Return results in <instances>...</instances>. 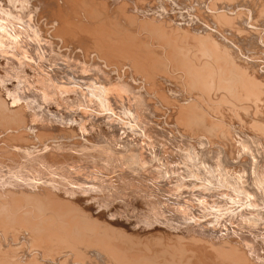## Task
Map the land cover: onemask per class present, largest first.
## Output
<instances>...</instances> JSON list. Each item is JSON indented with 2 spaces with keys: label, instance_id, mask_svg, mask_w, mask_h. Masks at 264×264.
<instances>
[{
  "label": "rangeland",
  "instance_id": "1",
  "mask_svg": "<svg viewBox=\"0 0 264 264\" xmlns=\"http://www.w3.org/2000/svg\"><path fill=\"white\" fill-rule=\"evenodd\" d=\"M20 1V0H19ZM33 0H21L20 1V3H17V5H19V7H26L27 5H30V4H32L33 2H32ZM119 1H123V2H126V3H128V6H129V4H130V6L128 7L126 4V7L129 9V12H131L132 14L134 13L136 16H137V14L139 15V19H141V20H143L144 21V19H146V18H148V20H149V22H151L152 21V19L154 20V22L152 23L153 25L154 24H158V23H162L161 21H163L164 20V18H165V21L166 22H163V24L165 23V27L167 26V24L169 23V25H171V26H167L165 29H167L168 28V31L170 32L171 31V34H173L174 33V31H175V29H177L176 28V26L179 28H181L182 30H183V34L185 35V33H184V29H186V28H189L190 29V31H192V33H194L195 32V34H194V37H193V35L192 34H189V33H187L188 35H186V36H189V35H191L190 37H188L187 39H194L195 40V44H194V40H192L191 42L189 41L188 42V40L186 39V41L188 42V44L186 43V41H185V39H183L184 41H183V43L181 42L182 40H181V38L180 37H183L182 35V31L181 30H179V29H177V31L179 30V31H181V32H179L180 34V36H178V34H175L176 36H178V41H180L182 44H185V46L187 45L188 47L190 46V47H192V44H193V46L194 47H196L197 49L195 50L194 48H190L189 47V49L192 51V49H194L192 52H190L189 50H188V47L187 48H185V49H187L188 51H189V53L190 54H187V55H190L188 58H190V60L191 61H193V63H195V59L197 58V60H198V57L200 58L201 57V55L202 54H204V55H202L203 57L204 56H206L207 54H209V56H207L208 58H206V57H204V58H202L203 60V62H204V60L206 59V61L208 62H211L212 64L214 63V61H213V59L211 58L212 56L210 55V53L209 52H207V50L205 51V49L203 50L202 49V47H199V45H201V46H203L204 45V43H206L205 41L203 42V43H201L200 41H198L197 39H198V37L199 36H195L196 35V33H198L197 35H200V34H203L202 36H200V40H201V37L202 38H204L203 40H207V39H209V43H211V41L213 42V43H215V45L217 46V48L218 49H215L218 53H219V51H222V50H225V51H223V53H225L226 52V50L227 51H229V53H231L230 55L228 54V52L227 53H225L226 54V57H227V54H228V56L230 57H232V58H235L234 60H235V62L241 67V68H246V69H248L249 68V70H247L248 72H250L249 74L251 75L252 74V76H255V78L257 79V80H262V81H259L261 84H263L262 85V87L264 86V0H232L233 2H232V4H225V3H228V1L229 0H214L215 2H213L212 4H213V6H211L210 7V1H213V0H193V1H191V0H149V2H148V0H145L144 2L146 3H144V4H142V1L140 2L139 0H119ZM134 3H133V2ZM136 1H138L137 2V4H136ZM217 1V2H216ZM222 1V2H221ZM224 1V2H223ZM227 1V2H226ZM239 1V2H238ZM244 1V2H243ZM154 2V3H153ZM192 2V3H191ZM132 3V4H131ZM141 3V4H140ZM217 4V7H214V6H216V4ZM136 4V5H135ZM151 4V5H150ZM161 4V5H160ZM192 4V5H191ZM211 4V5H212ZM5 6V8H4V11H8L9 10V7H7V5L6 4H4ZM137 7V8H135V6ZM144 5V6H143ZM199 5V6H198ZM223 5V6H222ZM152 6V7H151ZM161 6H163L162 8H161ZM196 6V7H195ZM41 6H39L38 8H40ZM143 8V10H142V8ZM150 7V8H149ZM168 7V8H167ZM198 7V12L196 11L197 8ZM210 7V8H209ZM216 8L213 12H212V10L214 9V8ZM42 8V7H41ZM163 8L165 9V10H163ZM192 8H193V10H192ZM211 8H213V9H211ZM218 8V9H217ZM260 8V9H259ZM137 9V11H134V10H136ZM140 9V10H139ZM162 9V10H161ZM191 9V10H190ZM196 9V10H195ZM201 11H200V10ZM262 9V10H261ZM39 10V9H38ZM155 10V11H154ZM167 10V11H166ZM204 10V11H203ZM211 10V11H210ZM226 10V11H225ZM230 10V11H229ZM232 10H234V11H232ZM41 11H43V9L41 10L40 9V12ZM145 11H147V12H145ZM148 11H150L149 12V14H148ZM218 11H219V14L221 15V12H225L228 16L230 15V16H232V17H234V19H235V22L233 23V24H231L233 21H234V19L233 18H231L232 20H230V22L229 21H225L226 19H223L225 22H227V23H225V24H228V23H230L229 25H225L224 26V24H222V21H221V17H219L218 16V19H220L219 21L220 22H218L217 21V17H215L216 15H218V14H216V13H218ZM237 11H239V13H237ZM241 11V12H240ZM136 12V13H135ZM138 12V13H137ZM153 12V13H152ZM157 12V13H156ZM200 12H201V15H200ZM212 12V13H211ZM223 12V13H224ZM229 12V13H228ZM231 12V13H230ZM242 12H245V13H242ZM8 13V12H7ZM42 13V12H41ZM161 13V14H160ZM165 13V14H164ZM189 13V14H188ZM195 13H197L198 15H200V16H198V15H195ZM222 13V14H223ZM224 13V14H225ZM194 14V15H193ZM215 14V15H214ZM223 15L224 17L223 18H226L225 16H227V15ZM237 14H239L238 16H240V15H242L241 16V18L242 19H238V18H240V17H238L237 18ZM247 14V15H246ZM0 15H5V16H7L6 14H4V13H2V10L0 11ZM160 15L162 16V17H160ZM214 15V16H213ZM245 15V16H244ZM32 16V15H31ZM30 16V17H31ZM142 16V17H141ZM152 16V17H151ZM153 16H154V18H153ZM175 16V17H174ZM193 16V17H192ZM195 16V17H194ZM204 18H203V17ZM213 16V17H212ZM222 16V15H221ZM29 17V19L31 20V22L33 23V22H37V20H35V18L33 19V18H30ZM42 17L44 18H42L41 20L42 21H45V20H47V16L43 13V15H42ZM168 17V18H167ZM189 17V18H188ZM216 18V20H215V18ZM144 18V19H143ZM192 18V19H191ZM259 18V19H258ZM138 19V17H137V19H136V21H135V23L137 22V24H135L138 28H140V26H139V22L140 21H138L139 20ZM163 19V20H162ZM213 19L215 20V22H213ZM227 19H228V17H227ZM33 20H35V21H33ZM161 20V21H160ZM170 20V21H169ZM206 20V21H205ZM146 21V20H145ZM167 21H168V23H167ZM191 21V22H190ZM219 23V24H216L217 22ZM8 21H4V20H2L1 18H0V49L2 50H0V59H2V61L0 60V92L2 93V95L3 94H5V95H3V97L4 98H6L7 100V102H13V98H14V96H16V95H18V94H22L23 93V91H25L27 94H30L29 95V97L27 96L26 98H19V99H17L15 102H13L14 104H16L17 106H22V108H23V110L22 111H24L23 113L26 115V117H27V119H28V121H27V125H28V127L24 130V132L26 131V132H28V134L29 135H26V138H27V142H31L29 139L31 138V139H33V140H36L37 142H35V141H32V143L34 144V145H32V143H30V144H25L24 146H22V144H21V146L19 145V141H15L16 139L15 138H13V137H15V136H12L11 134L9 135V137L11 136L12 138H11V140L12 141H15V142H9V137L8 136H6V134H4L3 132L2 133H0V139L1 140H3L4 142H5V140L6 139H8V143H10V145H7L8 143L6 142L5 144L3 143V141H1L0 140V143L2 144L1 145V147H3L4 149L5 148H7V149H5V150H3V152H2V149H0V153L3 155V154H6L7 156H5L4 155V157L2 158V159H4V161L1 159L0 160V167H1V169H2V172H1V170H0V179H2V181L0 180V190H1V192H2V190H4V189H6V190H4L5 192L7 191V190H9V188L12 186V183H13V187H11L10 188V191H13L14 193H21L22 191V194L23 193H25L26 195H27V193H29V194H31V195H27V197L25 198L24 197V200H23V205H24V207L23 208H25V207H27L26 205H28V204H30L31 203V201L33 202L34 201V198L35 199H39V197H40V195H41V197L43 198V199H45L46 200V196L48 195L49 196V193L48 192H51V196L50 197H52V193H56L57 195V198H66L65 200L66 201H64V199H57V200H59V201H61V202H66V203H69V201L71 200L72 202H74V203H71V201H70V203H71V205L70 204H68L70 207H74L76 204V206H75V208H74V212H76L77 211V213H79L78 215L81 217V218H83V214L86 216V214H87V218H84V219H86V220H88L89 219V217H90V222L92 223H96L97 222V225H98V223L101 221V223H102V225H101V223L99 224V226H96L95 225V227H97V230H99L100 229V227H102L103 226V229L105 230V229H108L109 228V230L110 231H107V232H109V235H110V232L113 230V228L114 227H112V225L113 226H115V231L117 230V229H122V233L120 232V230H117V234H115L113 231V235H116V237L117 236H119L120 234H122V236L124 237L125 235L127 236V234H128V238L125 236L124 238H122V240H123V242L126 244V242L125 241H127L128 239L130 240L131 238H130V234L132 235V233H133V235L135 236V238H137V236H138V238L140 239H134V238H132L131 240L132 241H135L134 243H136V240H139V244H134L135 245V247H137V246H139V248H135L134 246H133V242L132 241H130L129 242V240L127 241V243H132V247H130V245L129 244H126V245H129V247H127V249H128V251L130 252L131 250H133L134 248L135 249H137V250H139V249H141L142 250V248L145 246V250L143 251H135V252H137V253H135V252H133L132 251V254H134V255H136V254H138V255H141V256H143L144 255V253H145V251H146V253H145V257L143 258V260H141V261H145V259H147L148 260V258H149V260H151V262L154 260L153 258H151L152 257V255L153 254H155L156 252H159V254H161L162 252V255H161V257H163V256H165V257H163V258H161L160 256H158L159 254H157V256L156 255H154L153 257H158V258H155V260L157 259L158 260V263H163L164 264V261H165V264L167 263V264H180V261H181V264H189V263H193V264H196V263H198V264H200V262H201V264L202 263H204V262H206V264H212V262H211V260L213 259L214 260V262L215 263H213V264H220V262L219 261H221V263L222 264H231L230 262H232L229 258H226V256H225V254L222 256V257H224L225 256V258L227 259V260H225L224 258H223V260L221 259V256H220V258H217V259H215L216 258V256H215V249H213L212 250V248L211 249H209V247H212V246H210L211 244L213 245H218V246H215V248L217 247V249H220L221 247L222 248H224V249H226L227 248V250H228V247H229V245H231V246H233V248L235 247V248H238V246L240 247V249L238 248V251L240 252V250H241V252L242 251H244V252H242V253H245V255H247L248 256V258H250L251 260H249L248 258H247V256H246V258L248 259V261H250V262H252V264H264V110H262L263 108H264V95L263 94H261L260 95V98H262L261 99V101H260V98L258 99V100H256V99H246V97L242 94V96H240L239 98H237L236 96H232V94H231V96L233 97V98H231V96H230V91H228L227 89H224V90H227V91H225V94H224V90H220V92H222L223 93V95L225 96H223L224 98H221L220 97V95H216V91H214V90H217V88H216V86L215 87H213L214 88V90H212V92L210 93L209 91V96H210V98H211V101H209L208 99H207V97H202L203 99V102L205 101V105L207 104L208 106H210V107H208L207 105H206V107H208V111H207V108L205 107V105H204V103L202 102V100H201V102H202V104L204 105H202V108H203V111H204V109H205V114H208L209 113V116H211V117H207L206 119H205V117H204V119H205V121L207 122V119L208 118H210L211 119V121L213 120V119H217V121L216 122H213V123H217L218 121V124L219 125H215L214 124V126H216V127H214L213 128V125L211 126V124H209V128H212V129H215V130H217L219 127L218 126H220V128H221V132H220V128L218 129V131L216 132V131H213L212 129V133L210 132V130L208 129L207 130V128L206 127H208L207 125H208V122H209V119H208V122L207 123H205L204 121H202L203 120V118H201L200 119V122H204V124H202L203 125V127H204V129H203V127H202V125L200 124V123H197L196 121H193V123L191 122H189L190 124H193V125H191V127H192V129H189V130H187L188 129V127L190 128V124H189V126H188V124L186 123V122H181L183 125V127L182 126H180V125H178L177 126V124L176 123H174V117L172 116V111H171V107L169 106V105H172V104H170V100H174V101H176V100H178L182 95H187V91L189 92H191L192 90H194V92L195 91H197L198 90V88H197V90L196 89H194V88H192V90H190L191 88H188V86H187V84L185 85V86H187L186 88L184 87V86H182L181 88L178 86L181 82H182V80H183V82L184 81H186V75H184L185 74V72H183L182 73V71H183V69H180V70H182V71H179V69L177 70L176 68H178L177 66H176V68H174L175 67V65L174 66H172V65H168V72H169V70L171 71L172 70V68H170L171 66L174 68V71H176L177 70V73L176 72H174L173 70H172V74H170L171 76H172V80H170L171 81V83L170 84H168V82H166V83H163V84H165V85H162V88L164 87V91L163 92H166V93H164V94H166L167 96L165 97V98H163L162 96V98L161 99H157L158 98V96L156 97V95H155V93L154 94H152V95H149V93L146 91V83L144 82V80L142 79V77H141V75H143V73L142 72H137V73H135V75H134V73H133V71H127L126 73H128V74H126L127 75V77H128V79L130 80V82H131V84L130 83H127V82H122V81H120V82H118L117 83V81H115V80H113V82L110 84L111 86L109 87V85L107 86H103V87H105V88H102V86H100V88H99V84H98V82H99V79H101V78H98V77H96L95 76V78L92 80V79H83L81 82H83V83H81L80 85H70L71 86V88H70V86H66L65 84H61V86H62V90H65V92L64 93H62V97H64V95H66L67 96V94L70 96H67L68 98H70V102H68L67 103V105L65 106V104H66V101H63L64 99H62V100H60L61 98L60 97H55V95L53 94V92L51 91L52 90V88H53V86H50V85H52V84H48L49 83V81H47V80H42L41 81V79L40 78H38V77H40V73H39V70H42L43 72L42 73H44V71L46 72V73H44L45 75L47 74V73H51L52 72V68L54 67V65L55 66H58L57 64H56V62L59 60V62H62V61H64V58H65V56L66 57H68V55H64L63 53H59L58 51L56 52V53H52V52H48V51H46V50H43L44 52H40V53H37V51H35V50H33V43L36 41V36H35V30L32 28V27H28V28H30L31 29V31L32 32H30L29 34H27L28 33V30H25L24 28H26V26H25V24H23L21 21H19V20H17V19H15L14 20V24H12V23H7ZM170 22H172V24L170 23ZM186 22H187V24H186ZM206 22V23H205ZM207 22H208V24H207ZM259 22V23H258ZM224 23V22H223ZM238 24V26L239 27H237V29H236V27L235 26H233L234 24ZM6 24V25H5ZM151 23H149L147 26H149ZM190 24V25H189ZM204 24V25H203ZM206 24H207V26H206ZM235 24V25H236ZM250 24H252V25H250ZM5 25V26H4ZM12 25V26H11ZM134 25V26H135ZM221 26V28H219V26ZM23 26H25V27H23ZM190 26V27H189ZM230 26H232V28L235 30H233V29H231V27ZM6 29H5V28ZM10 27V28H9ZM172 27V28H171ZM175 27V28H174ZM217 27V28H216ZM224 27V28H223ZM241 27V28H240ZM243 27V28H242ZM19 28V29H18ZM27 28V29H28ZM137 28V30H136V32L138 33V31H139V29ZM147 28H150V27H147ZM213 28V29H212ZM220 29V30H217V29ZM240 28V29H239ZM13 29V30H12ZM242 29V30H241ZM20 30H22L20 33H19V31ZM223 30V31H222ZM233 30V31H232ZM239 30V31H238ZM142 31H144V29H141L140 30V36L142 35V34H144V36H145V34H147L148 32H150L151 30H148V29H145V31L144 32H142ZM177 31H175V32H177ZM186 31V30H185ZM187 31H189L188 29H187ZM236 31H238L237 32V34H236ZM241 31V32H240ZM252 31V32H251ZM254 31V32H253ZM23 32V33H22ZM146 32V33H145ZM173 32V33H172ZM212 32V33H211ZM219 32V33H218ZM227 32H229V33H227ZM248 32V33H247ZM4 33V34H3ZM7 33V34H6ZM14 33H16V35H18V37L17 36H15V34ZM25 33V34H24ZM33 33V34H32ZM151 34L153 33V31H151L150 32ZM178 33V32H177ZM191 33V32H190ZM200 33V34H199ZM242 33V34H241ZM6 34V35H5ZM11 34V35H10ZM24 34V35H23ZM149 35V34H147L148 36H152L154 39H157L156 37H158L159 38V36L157 35L156 36V34H152V35ZM209 34H211V35H209ZM221 34V35H220ZM8 35V36H7ZM146 35V36H147ZM154 35L156 36V37H154ZM175 35H173V36H175ZM208 35L210 36V38L208 37ZM260 35V36H259ZM24 36H25V38H24ZM143 36V35H142ZM141 36V37H142ZM175 36V37H176ZM208 37V38H206V37ZM226 36V37H225ZM152 37H146L147 38V40H151V43H156L157 41H158V39H157V41L156 40H154V42H153V40H152ZM185 37V36H184ZM196 37V38H195ZM211 37H213V39L212 40H210L211 39ZM21 38H22V40H21ZM142 38H145V37H142ZM145 38V39H146ZM177 38V37H176ZM186 38V37H185ZM20 41H19V40ZM227 39V40H226ZM262 39V40H261ZM198 42H197V41ZM202 40V41H203ZM2 41V42H1ZM156 41V42H155ZM10 42V43H9ZM12 42V43H11ZM13 42H14V44H13ZM30 43L29 44V46H28V48L27 49H25V50H21L20 52H21V55H18L19 56V59H18V56L17 55H15V53H14V51L16 50L15 49V44H17V46L19 47L20 46V43ZM185 42V43H184ZM193 42V43H192ZM200 42V44H198ZM207 42H208V40H207ZM25 43V44H26ZM191 43V44H190ZM197 43V44H196ZM212 43V44H213ZM157 44V43H156ZM155 44V45H156ZM190 44V45H189ZM203 44V45H202ZM32 47H31V46ZM195 45H197V46H195ZM222 45V46H221ZM235 45V46H234ZM13 46H15V47H13ZM213 46H214V44H213ZM226 46V47H225ZM6 47V48H5ZM156 47H157V45H156ZM204 47V46H203ZM215 47V46H214ZM224 47V48H223ZM232 49H231V48ZM5 48V49H4ZM13 48V49H12ZM164 48H165V46H164ZM199 48V49H198ZM239 48V49H238ZM6 49H8V50H6ZM15 49V50H14ZM31 49V50H30ZM166 49V48H165ZM201 49V50H200ZM221 49V50H220ZM4 50V51H3ZM157 50H159V49H157ZM198 50H200V53L202 52V51H205L206 53H199V51ZM219 50V51H218ZM232 50V51H231ZM241 50V51H240ZM7 51H9V52H7ZM31 51V53H29ZM160 51H161V49H160ZM159 51V52H160ZM198 51V54L196 53ZM3 52H5V53H3ZM12 52V53H11ZM193 52H195L196 54H197V56H196V54H195V56H196V58H194V60H193V57H191V56H193L191 53H193ZM8 53V54H7ZM25 53V54H24ZM30 54V55H28V54ZM47 53V54H46ZM185 53H187L186 51H185ZM185 53H184V55H185ZM221 53V52H220ZM219 53V54H220ZM2 54H4V56H5V58H6V60L7 61H13V62H15L16 60H17V65H21V64H23V66H25V65H28V64H26V63H29V65L30 66H32V65H35V66H32V67H30L31 69L33 68V70H32V72H36V71H38V72H34L33 74L34 75H32L31 73L32 72H30V69L29 68H25V72H26V74L27 73H29L28 75H26L25 76V81H23V82H21V83H19L18 82V79H16L17 78V76L15 75V74H13V72H11L10 71V69L8 68L9 66L8 65H5V62H7V61H5V59H3L4 58V56L2 55ZM61 54H63V55H61ZM206 54V55H205ZM6 55L9 57H6ZM13 55V56H12ZM34 55V56H33ZM38 55V56H37ZM40 55V56H39ZM53 55V56H52ZM59 55H61V56H59ZM220 55H222V54H220ZM234 57H233V56ZM243 55V56H242ZM252 55V56H251ZM44 56V57H43ZM64 56V57H63ZM194 56V57H195ZM261 56V57H260ZM3 57V58H2ZM12 57V58H11ZM21 57V58H20ZM39 57V58H38ZM63 57V58H62ZM185 57V56H184ZM237 57V58H236ZM244 57H247V58H244ZM249 57V58H248ZM51 59V61H50V59ZM58 58V59H57ZM253 58V59H252ZM255 58V59H254ZM25 59H26V61H25ZM37 61H36V60ZM57 59V60H56ZM208 59V60H207ZM211 59H212V61H211ZM246 59H250L249 61L248 60H246ZM253 61H252V60ZM259 59V60H258ZM65 60H66V62L64 61V65H63V62H62V67H64V66H69V62H73V64L72 63H70V66L71 67H74L75 68V70H79V72L78 73H80V74H84V76H87V75H89L90 74V76L92 75V74H94V73H96L94 70H92L91 69V67H90V69L91 70H89L87 67V69L85 68V67H82L84 64L82 63V62H84V59H82V58H80V59H75V61H77L78 63H75V61L73 60V58H71L70 56H69V58H65ZM70 60V61H69ZM73 60V61H72ZM78 60H80V61H78ZM197 60H196V64H198V63H200L201 61H199V62H197ZM200 60H201V58H200ZM244 60V61H243ZM9 61V62H10ZM28 61V62H27ZM49 61V62H48ZM55 61V62H54ZM245 61H247V62H245ZM22 62V63H21ZM45 62V63H44ZM203 62H201V63H203ZM208 62V63H209ZM39 63H40V65H43L42 67H44V69L43 68H40L39 67ZM51 63V64H50ZM79 63H81V64H83L81 67H82V69L80 70V64ZM210 63V64H211ZM247 63V64H246ZM12 64V62L10 63V65ZM13 64H15V63H13ZM15 64V65H16ZM46 65V67H45V65ZM78 64V65H77ZM2 65V66H1ZM3 65H5L7 68H6V70H5V68H3ZM48 65V66H47ZM251 65V66H250ZM50 66L52 67V68H50ZM79 66V67H78ZM84 66H86V65H84ZM170 66V67H169ZM247 66H249V67H247ZM39 69H38V68ZM253 67V68H252ZM1 68H3L5 71H3V69H1ZM11 68V67H10ZM35 68H36V70H35ZM83 68H85V70H83ZM93 68V67H92ZM8 69V70H7ZM48 70H49V72H48ZM89 71V73H88V71ZM254 71V72H252V71ZM258 72V74L256 73V71ZM262 70V71H261ZM10 71V72H9ZM80 71H82V73L80 72ZM87 73H86V72ZM167 71V70H166ZM85 72V73H84ZM122 72L124 73V71L122 70ZM167 72V73H168ZM178 72H181V74H183V76H185V78L183 77V79H182V75L181 74H179V75H181L180 77V79H182L181 81H179V79H178V77H179V75H178ZM3 73V74H2ZM37 73H39L38 75H37V78H36V74ZM120 73H121V71H120ZM4 74H6V75H4ZM7 74H9V75H7ZM11 74V75H10ZM86 74V75H85ZM174 74V75H173ZM175 74H177V76L178 77H176V75ZM253 74H255V75H253ZM12 75H14V76H12ZM30 75H32V76H35V77H30ZM103 76H104V78H106V76H108V77H112L111 75L109 76V75H106V73L105 74H102ZM134 75V76H133ZM169 75V76H170ZM7 76H9V77H7ZM29 76V77H28ZM93 76V75H92ZM132 76V77H131ZM170 76V77H171ZM173 76H175V78H173ZM8 78V79H6V78ZM27 77V78H26ZM217 77V76H216ZM37 80H36V79ZM45 78V77H44ZM46 78H48V76L46 75ZM98 78V79H97ZM134 79V82H133V79ZM4 79H5V81H4ZM12 79V80H11ZM28 79H30V80H28ZM171 79V78H170ZM176 80V82L177 83H179L178 85L175 83V80ZM7 80V81H6ZM15 80V81H14ZM33 80H36L37 81V83H36V81H34L33 82ZM38 80H40V84L41 85H38ZM63 81H65V80H67V79H62ZM92 80V81H91ZM96 80V81H95ZM142 80V81H141ZM174 80V81H173ZM10 81H12V82H10ZM62 81V82H63ZM102 81V79L100 80V82ZM16 82H18V83H16ZM42 82H43V86H42ZM47 82V83H46ZM86 82H87V84H86ZM94 82H96V83H94ZM99 82V83H100ZM102 82H104V81H102ZM143 82V83H142ZM182 82V83H183ZM6 83H7V85H6ZM12 83V85H10V84ZM27 84L26 86L24 85V84ZM34 83V84H33ZM44 83H45V85H46V87H45V85H44ZM94 83V84H93ZM113 83H114V85H113ZM117 83V84H116ZM138 83V84H137ZM140 83H141V86H140ZM181 83V84H182ZM186 82H184V84H185ZM15 84V85H14ZM85 84V85H84ZM118 84H120L121 85V87H120V89L122 88V86H123V89L121 90L123 93H124V91H125V95H127L128 96V93L129 92H131L132 94L130 95V98L129 97H127V96H124L123 95V93L122 94H120V96H119V94L117 95V93L118 92H120L119 91V89H117L118 87L117 86H119ZM126 84H129V86L128 85H126ZM181 84H180V86H181ZM5 86V90L3 89V87ZM15 86V87H13V88H15L16 89V91H14L13 89H11V87L12 86ZM19 85V86H18ZM22 85V86H21ZM30 85V86H29ZM33 85H34V88H33ZM90 85V86H89ZM98 86V87H94V86ZM116 85V87H114ZM144 85H145V87H144ZM1 86H3V87H1ZM9 86V87H8ZM35 86H36V88H35ZM37 86H39V87H37ZM40 86H41V88H43V89H41L40 88ZM93 86V87H92ZM125 86V87H124ZM131 86H132V89H133V91H130V88H131ZM156 86L157 87H159L157 84H156ZM7 87V88H6ZM79 87V88H78ZM113 89H112V88ZM128 87H130V88H128ZM140 87V88H139ZM10 88V89H9ZM18 88V89H17ZM22 88V89H21ZM30 88V89H29ZM37 88L38 89H40L41 90V92H40V90H37ZM70 88V89H69ZM83 88V89H82ZM92 88V89H91ZM95 88V89H94ZM99 88V89H98ZM104 90H102V89ZM107 88V89H106ZM115 88H116V90H115ZM137 88H138V92L139 93H142L143 95H145V102L144 101H141L142 102V104H141V102L140 101H138V102H136L135 100H137V97L135 96V94L137 93ZM160 88V87H159ZM183 88V89H182ZM226 88V87H225ZM264 88V87H263ZM3 89V90H2ZM6 89H7V91H6ZM25 89V90H24ZM32 89V90H31ZM36 89V90H35ZM48 90V92L46 91V90ZM59 89V88H58ZM74 90V92H71V91H73ZM75 89H77V90H75ZM81 89V90H80ZM136 89V90H135ZM10 90V91H9ZM31 90V91H30ZM69 90H71L70 92H68ZM79 90V91H78ZM3 91H5L6 93H4ZM11 91H13L14 93H12ZM47 92V93H45V92ZM49 91H51V92H49ZM60 91V90H59ZM67 91V92H66ZM77 91V92H76ZM89 91V92H88ZM112 91H113V93H112ZM129 91V92H128ZM136 91V92H135ZM30 92V93H29ZM38 92V93H37ZM43 92V93H42ZM81 92V93H80ZM114 92H116V93H114ZM135 92V93H134ZM193 92V91H192ZM229 92V93H228ZM42 94V96H41V94ZM48 93H50V94H48ZM76 93V94H75ZM84 93V94H83ZM98 93L100 94V95H103V97H99V95H98ZM134 93V94H133ZM138 93V100H140V94ZM264 93V92H263ZM97 94V95H96ZM114 94V95H113ZM130 94V93H129ZM163 94V95H164ZM168 94H169V96H170V98L171 99H169V96H168ZM227 94V95H226ZM83 95V96H82ZM95 95V96H94ZM132 95H134L135 96V99H134V97L132 96ZM137 95V94H136ZM184 95V96H185ZM214 95H216L215 97H214ZM45 96V97H44ZM76 97V99L75 98H73V97ZM97 96V97H96ZM106 97V99H103V98H105ZM114 96H116V97H114ZM123 96V98L121 99L120 97H122ZM131 96L133 97V99H132V101H129V103H128V101L127 100H131ZM165 96V95H164ZM227 96V97H226ZM244 96V97H243ZM39 97V98H38ZM47 97H49V98H47ZM51 97V98H50ZM118 97H119V99H118ZM126 97V98H125ZM220 97V98H219ZM243 97V99H241ZM58 98V99H57ZM60 98V99H59ZM73 98V99H72ZM108 98H110V99H108ZM113 98L114 99H116V100H114V101H112L113 100ZM154 100V101H152V99ZM160 98V97H159ZM169 100H168V99ZM175 98H176V100H175ZM206 98V99H205ZM216 98V99H215ZM227 98V99H226ZM234 98L235 99H238V103L236 102V101H234ZM46 101H45V100ZM48 99V100H47ZM58 100L57 102L60 104V105H63V106H65L66 108H64L63 106H60L56 101H54L53 102V100ZM120 99H121V101H120ZM126 99V100H125ZM143 99V98H142ZM141 99V100H142ZM149 99V100H148ZM162 99L163 100H166L167 102V106L164 104L165 102L163 101L162 102ZM232 99V100H231ZM100 100V101H99ZM119 100V101H118ZM126 101V103L127 104H125L124 105V101ZM161 100V101H160ZM214 100V101H213ZM221 100L223 101V103L221 102ZM226 100H228V101H225ZM240 100H246V102L244 103V101H241V103L243 104V106L244 107H246V105H247V107L246 108H244L242 105H237V104H241L239 101ZM250 100H253V101H259L258 102V104L256 103V102H250ZM263 100V101H262ZM52 101V102H51ZM59 101H61V103L59 102ZM81 101V103L79 104L78 102H80ZM89 101V102H88ZM116 101V102H115ZM123 101V103H121ZM152 101V102H151ZM173 101V102H174ZM232 101V103H230ZM21 102L23 103V105L21 104ZM28 102V103H27ZM51 102V103H50ZM65 102V103H64ZM76 102V103H75ZM110 102H113V103H110ZM115 102V103H114ZM120 102V104H122V106L120 105V107H122V108H120L119 107V105H118V103ZM132 102V105H129L130 103ZM140 103L139 105H141L140 107H139V105L137 104V107H134V106H136V105H134V103ZM144 102V103H143ZM147 102V103H146ZM172 101H171V103H173ZM212 102H213V104H212ZM217 102V103H216ZM234 102V103H233ZM249 102V103H248ZM19 103V104H18ZM73 103H74V105H73ZM146 103V104H145ZM163 103V104H162ZM209 103V104H208ZM212 105H211V104ZM50 104H51V106L52 107H50ZM53 104V105H52ZM91 104V105H90ZM105 104V105H104ZM115 104V105H114ZM175 104V102L173 103V105ZM215 104H217V105H215ZM222 104V105H221ZM231 104V105H230ZM233 104V105H232ZM26 105V106H25ZM30 107H29V106ZM54 105H56V106H54ZM78 106V108H79V106L81 107V108H79V110H81V111H79L78 110V108H76L77 106ZM84 105V106H83ZM86 105V106H85ZM117 105H118V107H119V109L117 108ZM142 105H143V107H142ZM163 105V106H162ZM200 105V107H201V103L199 104ZM229 105V106H228ZM248 105L250 106V107H248ZM255 105V106H254ZM32 106V107H31ZM74 107V108H72V109H76L77 111L75 112V114H73V115H71V116H69V117H66V111H67V109L68 108H71V107ZM82 106H83V108H82ZM107 106V107H106ZM115 106H116V108H115ZM127 106V107H126ZM133 108H132V107ZM153 106H155L154 108H153ZM211 106H212V108H214V107H216V106H218V107H216L215 108V110H213L212 111V109H211V111L214 113H216V114H214L213 115V113L211 114L210 112L211 111H209L210 109L209 108H211ZM232 106V107H231ZM239 106V107H238ZM242 106V107H241ZM26 107V108H25ZM63 107V108H62ZM85 107H87L86 108V111H85ZM89 107H91L90 109H89ZM99 107H100V109H99ZM144 107H145V109H144ZM223 107V108H222ZM228 109H227V108ZM229 107H230V109H229ZM256 109H255V108ZM34 108V109H33ZM49 108V109H48ZM93 108H94V110H93ZM113 108V109H112ZM114 108H115V110H114ZM129 108V109H128ZM135 108H137V109H135ZM149 108V109H148ZM218 108H219V110H218ZM250 108H251V110H250ZM259 108V109H258ZM36 109V110H35ZM55 110V111H51V110ZM56 109H57V111H56ZM117 109V110H116ZM122 109V110H121ZM144 109V110H143ZM158 109V110H157ZM222 109H223V111H222ZM241 109V110H240ZM31 110V111H30ZM35 110V111H34ZM43 110H45V111H50L52 114H46L47 116H45V115H43V114H45V113H41V111H43ZM60 110H61V112H60ZM69 110V109H68ZM83 110L86 112V114H85V112H83ZM91 110V111H90ZM93 110V111H92ZM100 110H103V111H101L100 112ZM119 110H121V112L119 111ZM243 110H244V112H243ZM248 110V111H247ZM254 110H256V111H254ZM29 111V112H28ZM37 111H39L38 112V114H37ZM114 111H116V112H114ZM163 111V112H162ZM171 111V112H170ZM206 111L208 112V113H206ZM216 111H218V112H216ZM35 113V114H33V113ZM60 112V113H59ZM77 112H83V113H81L82 115H85V116H82L81 117V115L80 114H78ZM88 112H90V113H88ZM95 113V114H93V113ZM104 112V113H103ZM110 112L111 114L109 115L108 113ZM123 112V114H120V113H122ZM139 112V113H138ZM255 112V114H253ZM29 113H30V115H29ZM32 113V114H31ZM106 113V114H105ZM113 113V114H112ZM116 115H115V114ZM117 113H119V115H117ZM168 113V114H167ZM218 113V114H217ZM247 113V114H246ZM251 113V114H250ZM53 114H56V115H53ZM91 114H93V115H95V116H93L92 115V117H91ZM101 114H104V115H102L101 116ZM151 114V115H150ZM220 114V115H219ZM235 114H237V115H235ZM249 114V115H248ZM259 114V115H258ZM32 115H34V117H35V119H34V117L32 116ZM35 115H37V116H35ZM43 115V116H42ZM75 115V116H74ZM88 117H87V116ZM99 115V118L97 117ZM114 115V116H113ZM140 115V116H139ZM142 115V116H141ZM219 115V116H218ZM263 115V116H262ZM62 116V117H61ZM65 116V117H64ZM90 116V117H89ZM104 116V117H103ZM119 116V118L116 120V118L115 117H118ZM120 116H123L124 117V119H123V117H120ZM128 116V117H127ZM145 116V117H144ZM151 116V117H150ZM169 116V117H168ZM205 116H207V115H205ZM225 116V117H224ZM236 116H238V117H236ZM41 117H42V119H41ZM44 117H46V118H44ZM59 117V118H58ZM64 117V118H63ZM73 117H74V119H73ZM80 117V120L78 119ZM94 117V119H91V118H93ZM164 117V118H163ZM215 117V118H214ZM222 117V118H221ZM235 117V118H234ZM249 117V118H248ZM40 118V122H39V119ZM50 118V119H49ZM51 118H53V120H51ZM76 118V119H75ZM104 118H105V121H104ZM122 118V119H121ZM168 118V119H167ZM169 118H170V120H169ZM213 118V119H212ZM221 118V119H220ZM238 118H240V119H238ZM30 119V120H29ZM37 119V120H36ZM66 119V120H65ZM69 119H71V120H69ZM81 119H83L82 121H81ZM86 119V120H85ZM115 119V120H114ZM142 119V120H141ZM148 119V120H147ZM220 119V120H219ZM231 119V120H230ZM253 119H254V121H253ZM36 122H35V121ZM47 120V121H46ZM48 120H50L49 122L50 123H48ZM55 120V121H54ZM73 120H75V121H73ZM78 120V121H77ZM88 120H90V123H88L89 121ZM93 120V121H92ZM100 120V121H99ZM103 120V121H102ZM114 120V121H113ZM140 120V121H139ZM238 120V121H237ZM244 120V121H243ZM30 121V122H29ZM38 121V122H37ZM41 121H42V123L43 124H41ZM53 121V123H51ZM88 121V122H87ZM107 121V122H106ZM121 121V122H120ZM138 121V122H137ZM150 121V122H149ZM214 121V120H213ZM258 123H257V122ZM35 124H34V123ZM54 122H55V124H54ZM59 122V123H58ZM73 122V123H72ZM79 122V123H78ZM96 122V123H95ZM100 123V124H97V123ZM102 122H103V124H102ZM113 122V123H112ZM116 122V123H115ZM145 122V123H144ZM194 122H195V124L197 123V125H199V126H201L202 127V129H198L197 128V125H195L196 126V128L194 127V129H193V126H194ZM32 123V125H30ZM57 123V124H56ZM67 123V124H66ZM70 125H69V124ZM82 123V125H80ZM92 123H94V125L92 124ZM109 123V124H108ZM119 123V124H118ZM120 123H122L121 125H120ZM125 123V124H124ZM141 123V124H140ZM180 123V124H181ZM184 123H186L187 124V129L184 127ZM221 123V124H220ZM223 123V124H222ZM251 123V124H250ZM258 125H257V124ZM47 124V125H46ZM53 124V125H52ZM66 124V125H65ZM76 126H75V125ZM88 126H87V125ZM95 124H97V125H95ZM107 124H108V126H107ZM113 124V125H112ZM207 124V125H206ZM226 124V125H225ZM69 125V126H68ZM78 125H80L79 126V129H80V131L82 130L83 132H85L86 133V135L85 134H83V132L81 131V133H80V131H78L79 129H78ZM84 125V127H82ZM91 125V126H90ZM100 125V126H99ZM101 125H102V127H101ZM158 125V126H157ZM205 125V126H204ZM230 125V126H229ZM252 125V126H251ZM256 125V126H255ZM262 127H261V126ZM94 126V127H93ZM96 126V127H95ZM105 126V127H104ZM110 126V127H109ZM119 126H123L122 127V129H121V127H119ZM130 126V127H129ZM229 126V127H228ZM245 126H247V127H245ZM250 126V127H249ZM259 128H258V127ZM31 127V128H30ZM51 127V128H50ZM62 127H64L63 128V130H62ZM86 127V128H85ZM89 127H90V129H89ZM101 127V128H100ZM109 127V128H108ZM125 127V128H124ZM252 127V128H251ZM255 127V128H254ZM29 128V129H28ZM94 128H96V130L94 129ZM107 128V129H106ZM183 128V129H182ZM185 128V129H184ZM236 128V129H235ZM263 128V129H262ZM32 129H34V130H32ZM105 130V132L107 133V130H108V132L111 134V136H110V134H106V133H103L102 131H104ZM119 129H120V131H119ZM171 129V130H170ZM178 129V130H177ZM261 129V130H260ZM29 130V131H28ZM36 130V131H35ZM40 130V131H39ZM63 131V133H62V131ZM75 130V132L73 133V131ZM87 130V131H86ZM91 130H93V131H91ZM100 131L99 133H98V131ZM110 130V131H109ZM115 130V131H114ZM117 130V131H116ZM121 130H122V132H121ZM184 131V132H181V131ZM191 130H192V133H191ZM203 130V131H202ZM223 130V131H222ZM254 130V131H253ZM258 130V131H257ZM41 131H44L43 133H46L47 132V134H44V135H42V133H41V140L39 139V137H37L38 135H36L37 133L36 132H38V134L41 132ZM50 131H51V134H48V132L50 133ZM59 131H61V133H59ZM66 131V132H65ZM70 131V132H69ZM88 131H89V133H88ZM91 131V132H90ZM135 133H133V132ZM173 131V132H172ZM187 131V132H186ZM195 133H194V132ZM202 131V132H201ZM263 131V132H262ZM25 132V133H26ZM35 132V133H34ZM54 132V133H53ZM72 132V133H71ZM97 132V133H96ZM115 132V133H114ZM120 132V133H119ZM198 132V133H197ZM257 132V133H256ZM11 133V132H10ZM56 133V134H55ZM58 133V134H57ZM66 133V134H65ZM77 133V134H76ZM117 133H119V134H117ZM123 133V134H122ZM130 133V134H129ZM183 133H185V134H183ZM215 135H217V136H215ZM223 133H224V135H223ZM227 133H228V135H227ZM237 133V134H236ZM263 133V134H262ZM27 134V133H26ZM31 134V135H30ZM70 134V135H69ZM83 134V135H82ZM88 134V135H87ZM92 134V135H91ZM97 134V135H96ZM101 134L102 135V139H101V135L99 136V135ZM106 134V135H105ZM115 134V135H114ZM117 134V135H116ZM194 134V135H193ZM206 135V136H204V135ZM211 134V135H210ZM222 134V135H221ZM229 134H231V135H229ZM34 135H36V136H34ZM40 135V134H39ZM50 135V136H49ZM53 135H54V137H53ZM58 135V136H57ZM64 135H66V136H64ZM104 135L106 136V137H104ZM198 135V136H197ZM203 135V136H202ZM233 135V136H232ZM238 135V136H237ZM3 136V137H2ZM6 136V137H5ZM42 136H44L43 138H42ZM47 136H48V138L49 137H51V138H49V140L47 139ZM57 136V138H55ZM82 136V138H79V137H81ZM84 136V137H83ZM98 136V137H97ZM121 136V137H120ZM126 136V137H125ZM191 136H193V137H191ZM209 136V137H208ZM212 136H214V137H212ZM223 136V137H222ZM260 136V137H259ZM64 137V138H63ZM74 137H76L77 138V141L74 139ZM110 137V138H109ZM112 137V138H111ZM132 137V138H131ZM146 137V138H145ZM171 137V138H170ZM183 137H184V139H183ZM211 137L213 138V139H211ZM216 137V138H215ZM6 138V139H5ZM84 138H85V140H84ZM97 138V139H96ZM108 138V139H107ZM125 138V139H124ZM139 138H140V140H139ZM209 138V139H208ZM234 138V139H233ZM39 139V140H38ZM43 139H44V142H43ZM47 139V140H46ZM52 139V140H51ZM72 139V140H71ZM106 139V140H105ZM178 139H181V140H178ZM218 139V140H217ZM222 139V140H221ZM232 139V140H231ZM239 139V140H238ZM65 140V141H64ZM91 140V141H90ZM101 140V141H100ZM139 140V141H138ZM234 140V141H233ZM48 141V142H47ZM52 141V142H51ZM55 141V142H54ZM79 141H80V143H79ZM91 142V143H84V142ZM106 141H108V142H106ZM119 141V142H118ZM132 141V142H131ZM148 141V142H147ZM168 141V142H167ZM214 141V142H213ZM222 141V142H221ZM227 141V142H226ZM231 141H232V143H231ZM239 141V142H238ZM18 142V143H17ZM26 142V143H27ZM41 142V143H40ZM54 142V143H53ZM77 142V143H76ZM99 142H100V144H99ZM110 142V143H109ZM113 142V143H112ZM141 142V143H140ZM162 142V143H161ZM209 142V143H208ZM236 142V143H235ZM14 143V144H13ZM43 143V144H42ZM56 143H58L59 144V146H58V144L56 145ZM61 143V144H60ZM84 143V144H83ZM94 143V144H93ZM108 145H107V144ZM118 143V144H117ZM125 143V144H124ZM143 143V144H142ZM213 143V144H212ZM245 143V144H244ZM42 144V145H41ZM45 144H47V147H46V145ZM53 144V145H52ZM55 144V145H54ZM74 144L75 146H73L72 147V145ZM110 144L112 145L113 144V147L112 146H110ZM139 144V145H138ZM220 144V145H219ZM224 144V145H223ZM237 144V145H236ZM4 145V146H3ZM15 145V146H14ZM64 145V146H63ZM116 145H117V148H115L116 147ZM123 145V146H122ZM163 145V146H162ZM212 145V146H211ZM222 145V146H221ZM231 145V146H230ZM8 146V147H7ZM31 146V147H30ZM51 146V147H50ZM67 146V147H66ZM72 148H71V147ZM82 146V147H81ZM87 146V147H86ZM111 149H113V148H115V149H113V150H115L116 152H120L121 154H123V157H122V155L120 154V153H116L115 152V158H113L114 156H113V154H114V152H111L110 151V148ZM133 146V147H132ZM160 146V147H159ZM209 146V147H208ZM235 146V147H234ZM244 146V147H243ZM0 147V148H1ZM9 147H11V149H9ZM14 147L17 149V147H18V149H22V150H16V149H14ZM21 147V148H20ZM26 147V148H25ZM37 147V148H36ZM60 147V148H59ZM66 148V150H65V148ZM83 149V147H86V149L84 148L83 149V151L85 150V152H83V154H81L82 152H80V149ZM91 147H93V148H91ZM97 147H99L98 149H97ZM109 148V150H108V148ZM123 147V148H122ZM128 147V148H127ZM142 149H141V148ZM178 147V148H177ZM226 147V148H225ZM34 148V149H33ZM44 148V150H47V149H45V148H50L49 150H47V152L46 151H43L42 149ZM55 148V149H54ZM58 148L60 149V150H58ZM75 148H77V150H75ZM87 148L89 149H92L93 151L91 152V150L89 149V151L87 152ZM95 148V149H94ZM100 148H102V151L100 150ZM107 150H106V149ZM120 150H119V149ZM136 148V149H135ZM232 150H231V149ZM14 149V150H13ZM29 149H30V151H29ZM33 149V150H32ZM38 150V151H36V150ZM52 149H54V150H52ZM64 149V150H63ZM68 149V150H67ZM103 149H104V151H103ZM130 149V150H129ZM164 149V150H163ZM233 149H235V150H233ZM240 149V150H239ZM7 150V151H6ZM24 150V151H23ZM32 150V151H31ZM96 150V151H95ZM117 150H119V151H117ZM121 150H123V151H121ZM128 150V151H127ZM136 150V151H135ZM139 150V151H138ZM4 151H5V153H4ZM11 152L12 153V151H14L12 154H13V158H15V159H13L12 157H10V153L9 152ZM42 151V152H41ZM59 151H62V152H59ZM65 151V152H64ZM76 151H78L77 153L79 154V152H80V155H78V154H76ZM109 151V153L107 154V152ZM130 151V152H129ZM142 151H144V152H142ZM245 151V152H244ZM15 152H17V154L20 156H17V154H15ZM22 152H24V153H22ZM26 152H28V153H31V154H27ZM32 152H33V154H32ZM34 152H36V153H34ZM38 152H41L40 154L38 153ZM50 152H51V154H50ZM54 152H55V154H54ZM101 152H103V154L101 153ZM104 152H106V153H104ZM110 152H111V154H110ZM123 152V153H122ZM134 152V153H133ZM9 153V154H8ZM126 153V154H125ZM130 153V154H129ZM231 153V154H230ZM239 153V154H238ZM12 154H11V156H12ZM24 154V155H23ZM45 154V155H44ZM54 154V155H53ZM91 155L90 157H86L85 155ZM120 154V156H117V155H119ZM248 154V155H247ZM259 154V155H258ZM2 155L0 156V157H2ZM14 155H16L17 156V158L14 156ZM21 155H23V156H26V155H28V157L27 158H25L24 157V159L27 161V162H25V161H21L22 160V157L23 156H21ZM32 155H34L33 157L36 159H34L33 157H32ZM36 155H39L38 157L36 156ZM49 155H51V156H49ZM56 155V157H54L53 158V156H55ZM74 155V156H73ZM83 155H84V157H83ZM126 155V157H124ZM139 155H141V156H139ZM179 155V156H178ZM230 155V156H229ZM241 155V156H240ZM29 156L31 157V158H29ZM41 156V157H40ZM80 156V157H79ZM99 156H100V160H99ZM113 156V157H112ZM133 156V157H132ZM226 156V157H225ZM232 156V157H231ZM245 156H247V157H245ZM8 157V159H6ZM39 157H40V159H39ZM49 157H52V158H49ZM83 157V158H82ZM92 157V158H91ZM105 157H106V159H105ZM111 157V158H110ZM140 157V158H139ZM252 157V158H251ZM11 158V159H10ZM33 158V161L34 162H36L38 159V162H36V164H39L40 163V165L38 166L39 167V169L41 168L42 170H38V168H35V170H38V171H36L35 172V176L36 175H39V171H42V173H43V175H44V177H43V175L41 174V175H39V176H36V178H35V176H33L32 177V175H33V173H34V169H32V168H30V167H34L36 164L33 162V161H31L30 159H32ZM57 158H59V159H57ZM88 158H90L89 160H87ZM129 158V159H128ZM142 158H144V159H142ZM18 159V160H17ZM28 159L32 162V163H34L35 165H33L32 163H28ZM48 159V160H47ZM53 161H52V160ZM97 161H96V160ZM114 159V160H113ZM120 159L122 160V161H120ZM139 159V160H138ZM141 159H142V161H141ZM242 159H244V160H242ZM257 159V160H256ZM15 160H17L16 162H14ZM20 160V161H19ZM69 160V161H68ZM72 160V161H71ZM93 160L95 161L94 163H93ZM125 160V161H124ZM136 160H137V162H136ZM242 160V161H241ZM253 160V161H252ZM2 161V162H1ZM11 161L13 162V164L11 163ZM49 161V162H48ZM78 163V165L79 166H77V164H76V162ZM83 161V162H82ZM87 161V162H86ZM133 161V162H132ZM167 161V162H166ZM7 162V163H6ZM8 162H10V163H8ZM23 164H22V163ZM25 162V163H24ZM43 162H44V165H43ZM45 162H48V164L47 163H45ZM59 162V163H58ZM66 162V163H65ZM68 162H70V163H68ZM80 162H82V165L83 164H86V166H89V164L92 166V165H95V167H94V170H96L95 168H97V170L99 171H95V173H94V170L92 169L93 167H90L89 166V168H87V167H85V165H81L80 164ZM89 162H92V163H89ZM97 162V164H95ZM121 162V163H120ZM123 162V163H122ZM127 164H126V163ZM6 165H5V164ZM19 163L22 165V167H24V164L26 165V163H27V165L25 166V169H27V170H25L26 171V173L27 174H29V175H26V173H24L25 175H26V177H28V178H26L25 177V175L23 174H21V172L20 171H22L24 168H20V165H19ZM58 163V164H57ZM68 163V164H67ZM125 163V164H124ZM132 163V164H131ZM134 163V164H133ZM235 163V164H234ZM255 163V164H254ZM10 164H12V165H10ZM16 164V165H15ZM28 164H31V165H33V166H31L30 165V167H29V165ZM42 164V165H41ZM55 164H57V165H55ZM60 164V168H59V165ZM64 164L66 165V167L68 166V167H73V169L71 168H68L69 170H67L66 169V167H64L65 168V170H67V172L68 171H70V170H72L73 171V174L75 175V172H76V170H79L80 168H83V169H81V175L79 174V172L77 171V173L79 174V176H74L73 174H71V175H73L74 177H72L69 173H67L65 170H64V168H63V166H64ZM69 164H71V165H75V166H69ZM110 164V165H109ZM117 164V165H116ZM136 164V165H135ZM142 164V165H141ZM4 165V166H3ZM19 165V166H18ZM45 165H47V166H51V168H49V167H47V166H45ZM63 165V166H62ZM82 167H81V166ZM112 165V166H111ZM226 165V166H225ZM253 165V166H252ZM260 165V166H259ZM3 166V167H2ZM9 168H11L10 166H12V170H13V172L11 171V169L9 170L8 169V167ZM37 166V165H36ZM35 166V167H36ZM41 166V167H40ZM45 168V170L47 171L48 169L51 171V173L53 174H51L50 173V171L48 170V172H46V173H44V168ZM55 166H57V167H55ZM61 166H62V168H61ZM76 166L77 167H80V168H76ZM97 166V167H96ZM100 166H101V168H100ZM103 166V167H102ZM120 166V167H119ZM139 166V167H138ZM221 166V167H220ZM4 167H6V168H4ZM13 167L14 168H16V170L15 171H17L16 173L14 172V169H13ZM27 167V168H26ZM52 167H55L56 169L57 168H59V169H55L56 171H60L61 169L62 170H64L63 172L65 173V175L62 173V170H61V172L59 173V172H57V173H59L58 174V176H55V174H57L56 173V171H55V173L54 172H52ZM76 168V170H75V168ZM99 167V168H98ZM106 168L107 169V167H108V169H110V170H108L107 169V171H109V172H107L106 171V169H102V168ZM121 167H123L124 169H122ZM234 167V168H233ZM18 168H20V169H18ZM48 168V169H47ZM88 170H87V169ZM92 170H91V169ZM3 169H5L4 171H3ZM30 169H32V170H29ZM87 171H86V170ZM89 169H90V171H91V173H90V177L87 175V173H88V171H89ZM100 169H102V171L104 170V172H106V173H102V171L100 170ZM236 169V170H235ZM75 170V171H74ZM83 170H84V172H83ZM113 170H115V171H113ZM245 170V171H244ZM260 170H261V172H260ZM263 170V171H262ZM6 171L8 172L7 174H6ZM9 171H11V172H9ZM18 171H19V173H18ZM29 171V172H28ZM71 171V172H72ZM80 171V170H79ZM101 171V172H100ZM147 171V172H146ZM215 171V172H214ZM258 171V172H257ZM4 172H5V174H4ZM30 172H33L32 174L30 173ZM87 172V173H86ZM92 172L94 173V174H96V175H94V174H92ZM96 172H98L99 173V175H100V173H102L100 176H101V178L99 177V175H98V178H100L99 180L96 178V180H94V179H91V181H88V180H90V178L92 177L93 178V175L96 177L97 176V173ZM116 172V173H115ZM12 175L13 173L15 174V175H13L12 177H11V175ZM49 175H48V174ZM63 174V176H62V174ZM82 173H84V175L82 174ZM86 173V174H85ZM112 173H114V174H112ZM216 173V174H215ZM228 173V174H227ZM230 173V174H229ZM236 173V174H235ZM2 174H4L3 176H5V177H2ZM9 174V175H8ZM18 176H17V175ZM30 174H31V177L32 178H34V179H32L31 177H30V179H29V176H30ZM61 174V175H60ZM78 174H76V175H78ZM106 174H109V175H111V176H108L107 175V177H111V180H110V178H108V179H106L107 177L105 176ZM116 174V175H115ZM243 174V175H242ZM45 175H48L47 177L45 176ZM59 175H60V177L62 178V177H64V178H62V180L63 179H65L66 181L65 182H67V183H65L64 182V180H63V182L61 183V185H60V182L62 181H59L61 178H59ZM85 175H87L88 177H89V179L87 178L86 180H84L85 179ZM102 175L104 176L103 178H102ZM196 175V176H195ZM219 175V176H218ZM234 177H233V176ZM9 176H10V178H9ZM24 176V177H23ZM42 176V177H41ZM49 176H54V177H56V179L54 178V177H52V178H50ZM65 176H67V177H65ZM71 176V177H70ZM81 176H83L84 177V179L83 180H81ZM213 176V177H212ZM227 176V177H226ZM9 178V180L11 179V181H13L12 183H11V181H9V180H7L8 178ZM37 177H40L41 178V180L44 178L45 179V177H46V180H48L47 178L49 177V179L51 180V179H53V181L55 182L56 181V185L54 184V183H52L50 180H48V182H50V183H52V186H51V184L48 186V184L46 185V183L45 184H43V181H46V180H44L43 179V181H41L40 182V178L38 179ZM76 177H78V178H76ZM106 177V178H105ZM118 177H120L121 179L119 180L118 179ZM140 177V178H139ZM7 178V179H6ZM14 178H16V180L17 181H19V183L17 182L16 184H15V179ZM20 178H23V180L24 181H22ZM26 178V179H25ZM67 178H71L72 180H71V182H69V180L67 179ZM74 178V179H73ZM80 178V180H79V182H81L80 183V185H79V182L77 183V182H75L76 180L78 181V179ZM114 178V179H113ZM146 178V179H145ZM169 178V179H168ZM228 178V179H227ZM3 179H5V181L3 180ZM14 179V180H13ZM29 179V180H28ZM57 179H58V181H57ZM101 179H105L106 180V182L104 181V180H102L101 182H102V186H104V185H106V186H104V187H107V185L109 184V185H111V186H108V188L107 189H104L102 186H101V182H100V180ZM144 181H143V180ZM216 179V180H215ZM32 180H33V182H34V185L37 187V189L35 188H32V186H31V183H32V185H33V182H32ZM35 180V181H34ZM68 180V181H67ZM75 180V181H74ZM107 180H110V181H107ZM147 180V181H146ZM154 180V181H153ZM174 180V181H173ZM235 180V181H234ZM7 181H9V182H7ZM29 181L31 182V183H29ZM36 181H38L37 183H39V184H37V183H35ZM74 181V183L75 184H73L72 182ZM82 181H86L85 182V184L84 183H82ZM94 181H97V182H94ZM112 181V182H111ZM2 182V183H1ZM7 182V183H6ZM24 182V184H22V183ZM59 182V183H58ZM91 182V183H90ZM98 182H100L99 184H97ZM108 182H111V184L110 183H108ZM169 182V183H168ZM3 183H5V184H3ZM9 183H11V184H9ZM41 183V184H40ZM69 183V184H68ZM70 183H72V184H70ZM76 183H77V185H76ZM93 183V184H92ZM97 184V187L95 188L94 186ZM106 183V184H105ZM108 183V184H107ZM125 183H126V186H125ZM130 183V184H129ZM171 183V184H170ZM17 184H18V186H17ZM20 184H22L23 185V188L21 187V185ZM25 184H26V186H25ZM30 184V185H29ZM43 184V185H42ZM57 184H59V185H57ZM69 186H68V185ZM84 184V185H83ZM95 184V185H94ZM159 184V185H158ZM166 184V185H165ZM3 185H8V186H5V187H7V188H5L4 187V189H2L3 188ZM10 185V186H9ZM44 185H45V187H44ZM54 185H55V187H57V188H55L54 189ZM62 185H66L65 186V188H64V186L62 187ZM71 185V186H70ZM77 187H76V186ZM16 186V187H15ZM40 186H41V188H40ZM88 186V187H87ZM99 186H101V188H102V190L104 189V190H106V191H104V192H101V188H99ZM159 186V187H158ZM19 187V188H18ZM26 187H27V189H29V190H27L26 191ZM45 189H47V190H49L48 192H46L47 190H45ZM68 187L70 188H72L74 191H72L73 192V194H70V196H69V194H68V192L70 193L71 192V190L70 189H68ZM76 187V189H74ZM127 187V188H126ZM157 187V188H156ZM42 188L45 190H42ZM50 188V189H49ZM53 188V189H52ZM62 188V189H61ZM66 189L65 190V192L63 191L64 189ZM87 188V189H86ZM13 189V190H12ZM40 189V190H39ZM56 189L58 190L59 189V191H56ZM62 190V192H61V190ZM82 189H84L83 191H81ZM91 189V190H90ZM124 189V190H123ZM68 190V191H67ZM70 190V191H69ZM85 190H86V192H85ZM99 190V191H98ZM2 192V194H4L5 192ZM29 191H31V192H29ZM44 192V193H42V192ZM53 191V192H52ZM67 191V192H66ZM91 191H92V193H91ZM94 191V192H93ZM96 191V192H95ZM108 191V192H107ZM119 191H121V192H119ZM75 192H76V194H75ZM124 192V193H123ZM136 192V193H135ZM163 192H165L164 194H163ZM233 192V193H232ZM250 192V193H249ZM33 193V194H32ZM34 193H35V195H34ZM46 193V194H45ZM48 193V194H47ZM54 193V194H55ZM84 195H83V194ZM99 193H101V194H103L102 196H101V194L99 195ZM105 193V194H104ZM193 193V194H192ZM1 193H0V199H1V196H3ZM21 194V195H22ZM38 194V195H37ZM42 194L44 195V197L42 196ZM64 194H68V195H64ZM76 195L75 197L74 196H72V195ZM88 194V195H87ZM98 194V195H97ZM117 196H116V195ZM119 194V195H118ZM167 194H169V195H167ZM6 194H4V196H5ZM20 195V194H19ZM25 195V196H26ZM86 195V196H85ZM105 195V196H104ZM210 195V196H209ZM4 196L2 197V199H4ZM37 196H38V198H37ZM56 196H54L55 198H56ZM121 196H122V198H121ZM172 196V197H171ZM194 196V197H193ZM5 197H7V196H5ZM29 197H31L33 200H31L29 203H27L26 204V202H28L30 199H29ZM72 197V198H71ZM100 197H102V199L100 198ZM164 197V198H163ZM182 197V198H181ZM214 197V198H213ZM236 197V198H235ZM8 198V197H7ZM42 198H40V200L42 201ZM53 198V197H52ZM54 198V199H55ZM68 198V199H67ZM93 198H95L96 200H94ZM135 198V199H134ZM174 198V199H173ZM25 199H27V200H25ZM188 199V200H187ZM39 200V201H40ZM44 200V201H45ZM90 200V201H89ZM179 200V201H178ZM183 200V201H182ZM227 200V201H226ZM2 201H4V200H1V202H0V205H1V203H2ZM24 201H26V202H24ZM40 201V203L39 202H33L35 205H36V203H37V205L36 206H30V205H28V210H30V209H32L31 211H33L32 213L31 212H29L28 214L30 215V213H31V215L32 216H29V217H32V218H34V214H36L38 211H39V204L40 205H42L43 203ZM185 201V202H184ZM104 202V203H103ZM108 202V203H107ZM125 202V203H124ZM177 202V203H176ZM184 202V203H183ZM39 203V204H38ZM125 204V206H124V204ZM177 206H179V208L181 209V211H179L180 209H178V207H176V205ZM218 203V204H217ZM253 203V204H252ZM75 204V205H74ZM155 205L156 206V208L155 209H160V211L162 212H164L165 211V213H163L162 212V214L158 211V213H160V214H157V211H155V214H152V212H154V208H152L153 207V205ZM163 204V205H162ZM171 204H172V207H171ZM174 204V205H173ZM183 204V205H182ZM74 205V206H73ZM79 205H80V207H82L83 208V210H82V208H80L79 207ZM159 205V206H158ZM182 205V206H181ZM79 207V209L78 208H76V207ZM107 206H108V208H107ZM111 206V207H110ZM128 206V208H126ZM152 206V207H151ZM32 207V208H31ZM35 207H37V209L35 208ZM134 207V208H133ZM149 207H150V209H149ZM164 209H163V208ZM174 207V208H173ZM192 207V208H191ZM22 208V210L21 211H23L24 209ZM45 208V207H44ZM44 208H43V210H44ZM101 208V209H100ZM151 208H152V210H151ZM34 209H36L35 211H34ZM77 209V210H76ZM162 209V210H161ZM166 209H168V210H166ZM173 209V210H172ZM201 209V210H200ZM242 209V210H241ZM27 210V209H26ZM79 210H80V212H79ZM82 210V211H81ZM85 210V211H84ZM151 212H150V211ZM171 210V211H170ZM183 210V211H182ZM37 211V212H36ZM83 211L84 212H86V213H83ZM89 211V212H88ZM97 211V212H96ZM170 211V212H169ZM174 211H176L175 213H177L178 211V213L175 215L173 212ZM192 211V212H191ZM91 212V213H90ZM213 212V213H212ZM244 212V213H243ZM251 212V213H250ZM149 213H151L153 216H157L156 217V220H155V217H154V220L152 219L153 218V216L151 217V215H148ZM171 213V214H170ZM179 213H181V214H179ZM238 213V214H237ZM253 213V214H252ZM82 214V215H81ZM90 214V215H89ZM137 214V215H136ZM167 214V219H166V217H164L165 219V221L164 220H162V222H161V219L163 218L162 217V215L163 216H165V215ZM170 214V215H169ZM186 214V215H185ZM242 214V215H241ZM247 214H249V215H247ZM38 215V214H37ZM132 215V216H131ZM134 215V216H133ZM174 216L175 217V220H173V217H171V221H170V216ZM201 215V216H200ZM127 216V217H126ZM147 218H146V217ZM160 216V217H159ZM197 216V217H196ZM242 216V217H241ZM252 216V217H251ZM37 216L35 215V218H36ZM110 217V218H109ZM114 217V218H113ZM151 217V218H150ZM183 217H188L187 219L186 218H183ZM216 217V218H215ZM256 217H258V218H256ZM96 218V219H95ZM140 218V219H139ZM145 218V219H144ZM157 218H161V219H158V220H160V221H158V222H156L157 221ZM192 218V219H191ZM250 218V219H249ZM93 219H95V220H92ZM188 219H189V222H188ZM248 219V220H247ZM100 220V221H99ZM144 220H145V222H144ZM149 220V221H148ZM169 220V221H168ZM191 220V221H190ZM193 220V221H192ZM246 220V221H245ZM99 221V222H98ZM165 223H164V222ZM166 221H168V222H166ZM206 221V222H205ZM210 221V222H209ZM107 223V224H104V223ZM175 222V223H174ZM181 222V223H180ZM193 222H194V224H193ZM201 222V223H200ZM204 222V223H203ZM212 222V223H211ZM249 222V223H248ZM251 222V223H250ZM253 222V223H252ZM255 222V223H254ZM137 223V224H136ZM146 223V224H145ZM246 223H247V225H246ZM104 224V225H103ZM173 224V225H172ZM183 224H184V226H183ZM188 224V225H187ZM189 224L190 225H195V229H194V227L192 226H189ZM209 224V225H208ZM214 224V225H213ZM249 224V225H248ZM101 225V226H100ZM106 225H109L108 226V228H104V226H106ZM164 225V226H163ZM172 225V226H171ZM176 225V226H175ZM186 225V226H185ZM217 225V226H216ZM221 226V228H219V226ZM231 225V226H230ZM175 226V227H174ZM180 226H182V227H184V229L186 230H184L182 227H180ZM187 226H189L188 228H187ZM203 226H207L209 229H211V232H210V230L207 228V227H203ZM210 226V227H209ZM253 226V227H252ZM122 227V228H121ZM152 227V228H151ZM186 227V228H185ZM227 227V228H226ZM248 227V228H247ZM190 228V229H189ZM198 228H200V229H202V230H200V229H198ZM207 228V229H206ZM212 228H215V229H212ZM219 230H218V229ZM224 228V229H223ZM229 228V229H228ZM250 228H253L255 231H253V229H250ZM102 229V230H103ZM178 229V230H177ZM193 229V230H192ZM258 229V230H257ZM101 230V229H100ZM99 230V231H100ZM101 230V231H102ZM181 230V231H180ZM189 230V231H188ZM191 230V231H190ZM197 230H200V232L198 231L197 232ZM209 230V231H208ZM228 230V231H227ZM192 231H193V233H192ZM218 231V232H217ZM220 231V232H219ZM242 231V232H241ZM125 232H127V233H125ZM164 232H165V234H164ZM195 232H197V233H195ZM226 232V233H225ZM123 233H124V235H123ZM157 233V234H156ZM178 233H180V234H178ZM198 233H199V235H198ZM201 233V234H200ZM217 233V234H216ZM238 233V234H237ZM242 233V234H241ZM137 234V235H136ZM204 234V236H203V238H202V236L201 235H203ZM214 234H215V236L216 235H219V236H216V237H220V235H225V234H227V236H225V237H220V238H215V236H214ZM241 234V235H240ZM181 235V236H180ZM194 235V236H193ZM208 235V236H207ZM212 236L211 237V239L209 238V236ZM223 235V236H224ZM121 235L119 236V239L118 238H116V240L118 241V240H121V238L120 237H122ZM134 236H131V237H134ZM140 236V237H139ZM178 236V237H177ZM183 236V238L184 239H182L181 237ZM193 236V238L195 237L196 238V241H195V239H193L192 238V240H190L191 239V237ZM205 236H207V237H205ZM114 236H112V237H110L111 239L113 238ZM144 237V238H143ZM159 237V238H158ZM171 237V238H170ZM181 238V240H180V238ZM226 237H228V239L226 238ZM125 238H127V240H125ZM146 238V239H145ZM188 238V239H187ZM197 238H200V239H202V240H197ZM230 238V239H229ZM114 239H115V237H114ZM170 239V240H169ZM175 239V240H174ZM178 239V240H177ZM187 239V240H186ZM216 239H218L217 241H216ZM226 240V243H227V241H229V245H227V246H225L226 245V243L224 242V240ZM113 240V239H112ZM125 240V241H124ZM144 240H146L145 242H147V244H145V242H144ZM172 240V241H171ZM180 240V241H179ZM185 240V241H184ZM206 240H208V242L206 241ZM213 240V241H212ZM115 241L117 244L119 243V242H121V241ZM141 241H142V243H141ZM162 241V242H161ZM174 241V242H173ZM202 243H201V242ZM209 241H212V243L211 242H209ZM255 241V242H254ZM123 242H121L120 244H122ZM168 242H169V244H168ZM182 242H184L185 243V246H184V244L182 243ZM190 242H192V243H190ZM235 242V243H234ZM237 242V243H236ZM123 243V250L125 251V248H124V244ZM149 243V244H148ZM174 243V244H173ZM188 243V244H187ZM211 243V244H210ZM219 243V244H218ZM222 243V244H221ZM223 243H225L224 245H223ZM241 243V244H240ZM26 244H29V243H26ZM79 245L81 244V243H78ZM119 244V245H120ZM140 244H142V245H140ZM145 244V245H144ZM156 244V245H155ZM162 244V245H161ZM167 244H168V246H167ZM171 244V245H170ZM180 244V245H179ZM196 244H197V246L199 247V245H200V248L201 247H204L205 246V248H204V250H200L198 247H196ZM199 244V245H198ZM221 244V245H220ZM233 244V245H232ZM237 244H239V245H237ZM248 244H249V246H248ZM84 245H86V244H81V247L80 246H78V248H77V246H76V249L77 250H75V252L76 253H74L73 254V252H74V250L73 251H69V256L67 257V259H68V263L67 264H110L109 262H111V264H113L115 261V263H118L117 262V259L115 258V257H112V258H114L113 260H115V261H113L112 260V258L110 257V256H112V253L110 254V256H109V251H108V249L107 248H103V252H105V253H107L108 254V256H109V258H111V259H109L108 258V256H106L107 254H104L103 252H102V254H101V252H100V248H98L97 249V247H98V245L99 244H95L94 243V246L96 247V249H94V246H93V244H90L93 248L91 249V246H84ZM148 245H151V246H149V248H150V250H151V248L153 249V247H154V250H149V248L147 247ZM158 245V246H157ZM165 245V246H164ZM174 247H173V246ZM179 245V246H178ZM195 245V246H194ZM203 245V246H202ZM26 247H29V245H25ZM84 246V248H82ZM142 248H141V247ZM153 246V247H152ZM156 246V247H155ZM183 246V247H182ZM186 246H187V248L191 251V252H189V253H191V258H189V259H192V261H194V262H192V261H190V260H185V259H187L188 258V252L186 251L187 250V248H186ZM192 247L191 249L189 248V247ZM193 246H194V250H193ZM220 246V247H219ZM252 246V247H251ZM25 247V248H26ZM88 247V248H87ZM134 247V248H133ZM148 248V250H147V248ZM172 247V248H171ZM179 247V248H178ZM195 247H196V249L198 250V251H196V249H195ZM219 247V248H218ZM81 248V249H80ZM131 250H130V249ZM133 248V249H132ZM158 248V249H157ZM162 250H161V249ZM164 248V249H163ZM184 248H185V250H184ZM221 248V249H222ZM246 248H249V249H246ZM254 250V252L256 253H258V254H253L252 252V250ZM79 249H80V253L84 250V252H82V254L80 255V253H79ZM87 251H86V250ZM160 249V250H159ZM174 249V250H173ZM201 249H203V248H201ZM209 249V250H208ZM157 250V251H156ZM173 250V251H172ZM182 250H184V251H182ZM188 250V251H189ZM205 250H206V254L209 252L210 254L212 253H214L212 256L208 253L207 255L205 254ZM248 250H250V251H252V252H250V253H248ZM97 251V252H96ZM128 251H125L126 253L128 252ZM147 251H149V252H147ZM152 251H154L155 253H153L152 254ZM165 251V252H164ZM170 253H169V252ZM194 251V252H193ZM200 251V252H199ZM202 251V252H201ZM246 251V252H245ZM72 252V253H71ZM86 252V253H85ZM91 252V253H90ZM99 252V253H98ZM128 252V253H129ZM139 252H143V253H141V254H139ZM177 252V253H176ZM184 253L185 252V256H184V254L183 255H181V253ZM196 252H198L199 253V255H195V253ZM77 253H79V254H77ZM127 253V254H128ZM131 253V252H130ZM130 253H129V255H130ZM147 253H149V254H151V256H149V254H147ZM168 253V254H167ZM186 253H188V254H186ZM194 253V254H193ZM201 253H203V254H201ZM247 253V254H246ZM76 254V255H75ZM86 254V255H85ZM146 254H147V256H146ZM164 254V255H163ZM177 254H178V256H180L179 258L178 257H176L177 256ZM197 254V253H196ZM200 254H201V256H200ZM73 255L75 256V259L76 258H78L79 256V258H83V260H85L83 263H80L81 262V260L82 259H80L79 261L80 262H78L77 260L79 259H76L75 261H73ZM79 255V256H78ZM89 255V256H88ZM105 255V256H104ZM171 255H172V257L174 256V258L176 257V258H178V259H174V258H172L171 257ZM210 256L209 257V259H210V262L211 263H209V262H207V261H209L207 258L208 257H206V256ZM249 255H250V257H249ZM71 256V257H70ZM76 256H78V257H76ZM98 256V257H97ZM114 256V255H113ZM141 256H140V258H141ZM149 256V257H148ZM169 258H168V257ZM189 256V257H190ZM195 258H194V257ZM200 256V257H199ZM203 256H205L206 258H203ZM256 256H260V258H258V257H256ZM70 257V258H69ZM93 259H92V258ZM105 257V258H104ZM171 257V258H170ZM182 257V258H181ZM183 257H185V259L183 258ZM201 258V259H203V260H200L199 258ZM102 258H103V260H102ZM107 258H108V260H107ZM198 259L199 261L198 262H196L195 261V259ZM88 259V260H87ZM92 259V260H91ZM161 259H162V261H161ZM174 259V260H173ZM182 259H183V261H182ZM196 259V260H197ZM206 259V260H205ZM221 259V260H220ZM256 259V260H255ZM259 259V260H258ZM111 260V261H110ZM146 260V261H147ZM154 260V261H155ZM164 260V261H163ZM168 260V261H167ZM185 260V261H184ZM218 262H217V261ZM225 260V261H224ZM255 262H254V261ZM77 261V262H76ZM97 261H98V263H97ZM105 261H107V263H105ZM113 261V262H112ZM160 261V262H159ZM170 261V262H169ZM187 261H190V262H187ZM224 261V262H223ZM73 262H75V263H73ZM156 263H154V262H152L153 264H158L157 263V261H155ZM185 262H187V263H185ZM148 263H150V261H148ZM148 263H146V264H148ZM118 264H120V263H118ZM205 264V263H204ZM234 264V263H233Z\"/></svg>",
  "mask_w": 264,
  "mask_h": 264
},
{
  "label": "bare ground",
  "instance_id": "2",
  "mask_svg": "<svg viewBox=\"0 0 264 264\" xmlns=\"http://www.w3.org/2000/svg\"><path fill=\"white\" fill-rule=\"evenodd\" d=\"M21 1V0H20ZM20 1L19 0H0V11L2 10V13H4V14H6L7 16H5V15H0V18L2 19V20H6V21H8L7 23H12V24H14L13 22H14V20L15 19H17V20H19V21H21L23 24H25V26H26V28H24L25 30H28V33L27 34H29L30 32H32L31 31V29L30 28H28V27H32L34 30H35V38H36V41L33 43V50H35V51H37V53H40L41 51L42 52H44L43 50H46V51H48V52H52V53H56L57 51L59 52V53H63L64 55H68V57H66L65 56V58H69V56L71 57V58H73V60L75 61V59H80V58H82V59H84V62H82L84 65H86V66H84L83 64H81V63H79L80 65V67L82 66V67H87L89 70H94L96 73H94V74H92L91 76H90V74L89 75H87V76H84V74L82 75V74H80V73H78L79 72V70L77 69V70H75V68L74 67H71L70 66V63H72L73 64V62H69V66H64V67H62L63 65H64V61L66 62V60H65V58H64V61H62L63 62V65H62V62H59V60L56 62V64L58 65V66H55L54 65V67L52 68L51 66H50V68H52L53 70H52V72L49 74V73H47L46 75L48 76V78H46V75L44 74V73H46L45 71H44V73H42L43 71L42 70H39V73H37L36 74V78H37V75L39 74L40 75V77H38V78H40L41 79V81L42 80H47V81H49V83L48 84H52V85H50V86H53V88H52V92H53V94L55 95V97H60L59 99L60 100H62V99H64L63 101H66V104H65V106L67 105V103L68 102H70V98H68L67 96H69L68 94H67V96L66 95H64V97H62V93H64L65 92V90H62L61 88H62V86H61V84L63 83V84H65L66 86L68 85V86H70V85H80L81 83H83V82H81L83 79H94L95 78V76L96 77H98V78H101L102 79V81H104V82H100V80L101 79H99V82H98V86H99V88H100V86H102V88H105V87H103L104 85L106 86L107 84L109 85V87L111 86L110 84L113 82V80H115V81H117V83L118 82H120V81H122V82H127V83H130L131 84V82H130V80L128 79V77H127V75L126 74H128V73H126L127 71H133V73H134V75H135V73H137V72H142L143 73V75H141V77H142V79L144 80V82L146 83V91L149 93V95H152V94H154L155 93V95H156V97L158 96V100L159 99H161L162 97L163 98H165L167 95V93L166 92H163L165 89H164V87L166 86L165 84H163V83H166V82H168V84H170L171 83V81L170 80H172V76L170 75V74H172L173 72H172V70L174 71V68H176V66L178 67V68H176L177 70L179 69V71H182V70H180V69H183V71H182V73L183 72H185V74L184 75H186V81H184V82H186L185 84H184V82H183V77L185 78V76H183V74H181V72H178V75L179 74H181V75H179V77L177 76V74H175L176 75V77H178V79H179V81H181L182 80V84H181V86H180V84L179 83H177L176 82V80H175V83L181 88L182 86H184L185 88L188 86V88H191L190 90H192V88H194V89H196L197 90V88H198V90L197 91H195L194 92V90H192L191 92L189 91H187L186 93H187V95H182L178 100H176V98H175V100L176 101H174L173 99L172 100H170V104H172V105H169L170 107H171V111H172V116L174 117V123H176L177 124V126L178 125H180V126H182L183 124L181 123V122H186L187 124H188V126H189V124L192 122L193 123V121H196L197 123H200L201 125L202 124H204V122L205 123H207L208 122V119H209V122H208V127H206L207 128V130L209 129L210 130V132L212 133V130L213 131H218V129L220 128V126H218L219 128L217 129V130H215V129H212V128H209V124H211V126L213 125V128L214 127H216V126H214V124L215 125H219L218 124V122L217 123H213V122H216L217 121V119H213L212 121H211V119L210 118H208L207 119V122L205 121V119L209 116V113L207 112L208 111V107H210V106H208L207 104V106L208 107H206V105H205V101L203 102V98L204 97H207V99L209 100V101H211V98H210V96H209V94L212 92V90H214V88L213 87H215L216 86V88H217V90H214V91H216L215 93H216V95H220V97L221 98H224L225 96L223 95V93L222 92H220V90L222 89V90H224V89H227L228 91H230L231 93H230V96H231V94H232V96H238L237 98H239L240 96H242V94L246 97V99L248 98V99H256V100H258L259 98H260V95L261 94H263L264 95V86L262 87V85L263 84H261L259 81H262V80H257L256 78H255V76H252V74L250 75L249 73L250 72H248L247 70H249V68L248 69H244V68H241L236 62H235V58H232L231 56L229 57L228 56V54L230 55L231 53H229V51H227L226 50V52L225 53H227L228 52V54H227V57H226V54L225 53H223V51H225V50H222V51H219V53L220 54H222V55H220L215 49H218L217 48V46L215 45V43H213L214 41L212 40L213 39V37H211V39L210 40H212L211 41V43H209L210 41H209V39H207L208 40V42H207V40H203L204 38H202L204 35L203 34H200V35H197L198 33H196V37L197 36H199L198 37V41H200L201 43H203L204 41L206 42V43H204V47L203 46H201V45H199V47H202V49L204 50L205 49V51L207 50V52H209L210 53V55L212 56L211 58L213 59V61H214V63L212 64L211 62H207L206 61V59L204 60V62L202 61L203 59L202 58H204V57H206V58H208L207 56H209V54H205L206 56H202V55H204V54H202L201 55V60H200V58L197 56V54H198V51H199V53H200V50H198L196 53L195 52H193V53H191L193 56H191V57H193V60H194V58H196V56L198 57V60H197V58L194 60L195 61V63H193V61H191L190 60V58H188L190 55H187V54H190L189 53V51L190 52H192L194 49L196 50L197 48L196 47H194L193 46V44H192V47H190V48H194V49H192V51L189 49V47H188V50L187 49H185V48H187L186 46H185V44H182L183 43V39H185V41H186V39L188 38V37H190L191 35H189V36H186V35H188L187 33H189V34H192L193 35V37H194V34H195V32L194 33H192V31H190V29L189 28H186V29H184V33H185V35L183 34V30L180 28H178L177 26H176V28L177 29H179V30H181L182 31V36L183 37H180L181 38V42L180 41H178L179 39H178V36H180L179 34V32H181V31H177V29H175V31H177V32H175L174 31V33L173 34H171V31L169 32L168 31V28L167 29H165L167 26H171V25H169V23H168V21H167V26L165 27V23L163 24V22H166L165 21V18H164V20L163 21H161L162 23L160 24V23H156V24H152L153 22H154V20L152 19V21L151 22H149V20H148V18H146V19H144V21L143 20H141V19H139V15L137 14V16L133 13H131V12H129V9L126 7V5L128 6V3H126V2H123V1H119V0H33L32 2V4H30V5H27L25 8L24 7H19V5H17V3H20ZM27 1V0H26ZM126 1V0H125ZM140 1V0H139ZM142 1V0H141ZM140 1V2H141ZM145 0H143L142 1V4H144L145 2H144ZM191 1H193V0H191ZM234 1V0H233ZM232 0H229L228 1V3H225V4H232V2H233ZM133 2V1H132ZM135 2V1H134ZM133 2V3H134ZM137 2L138 1H136V4H137ZM148 2H149V0H148ZM213 2H215L214 0L213 1H210V7L211 6H213ZM217 2V1H216ZM222 2V1H221ZM224 2V1H223ZM227 2V1H226ZM239 2V1H238ZM244 2V1H243ZM154 3V2H153ZM192 3V2H191ZM4 4H6L7 5V7H9V10L6 12V11H4ZM126 4V5H125ZM132 4V3H131ZM135 4V5H136ZM141 4V3H140ZM146 4V3H145ZM212 4V5H211ZM216 4V3H215ZM134 5V6H135ZM151 5V4H150ZM161 5V4H160ZM192 5V4H191ZM39 6H41L40 8H38ZM129 6H130V4H129ZM128 6V7H129ZM144 6V5H143ZM199 6V5H198ZM223 6V5H222ZM4 7V8H3ZM152 7V6H151ZM163 6H161V8H162ZM196 7V6H195ZM209 7V8H210ZM214 7H217V4H216V6H214ZM213 7V8H214ZM135 8H137L136 6H135ZM142 8V7H141ZM150 8V7H149ZM168 8V7H167ZM213 8H211V9H213ZM39 9V10H38ZM40 9L42 10L43 9V11H41L40 12ZM197 9V10H196ZM195 10L198 12V7L196 8ZM216 8H214L213 10H212V12L215 10ZM218 9V8H217ZM260 9V8H259ZM140 10V9H139ZM142 10H143V8H142ZM162 10V9H161ZM163 10H165L164 8H163ZM191 10V9H190ZM192 10H193V8H192ZM200 10V9H199ZM262 10V9H261ZM134 11H137V9L136 10H134ZM155 11V10H154ZM167 11V10H166ZM201 11V10H200ZM204 11V10H203ZM211 11V10H210ZM226 11V10H225ZM230 11V10H229ZM232 11H234V10H232ZM145 12H147V11H145ZM149 12L150 11H148V14H149ZM211 12V13H212ZM215 12V11H214ZM224 12V11H223ZM223 12H221V15L219 14V11H218V13H216V14H218V15H216L215 17H217V21L218 22H220L219 20L220 19H218V16L219 17H221L222 19H221V21H222V24H224V26L226 25H229L230 23H228V24H225V23H227V22H225V21H229L230 22V20H232L231 18H233L234 19V17H232V16H228L225 12V14L227 15V16H225L226 18H223L224 16L223 15H225ZM241 12V11H240ZM43 13L47 16V20H45V21H42L44 18L42 17V15H43ZM136 13V12H135ZM138 13V12H137ZM153 13V12H152ZM157 13V12H156ZM223 13V14H222ZM229 13V12H228ZM231 13V12H230ZM237 13H239V11H237ZM242 13H245V12H242ZM161 14V13H160ZM165 14V13H164ZM189 14V13H188ZM32 15V16H31ZM194 15V14H193ZM195 15H198L197 13H195ZM200 15H201V12H200ZM200 15H198V16H200ZM215 15V14H214ZM213 15V16H214ZM239 14H237V18L238 17H240V18H238V19H242L241 18V16L243 15H240V16H238ZM247 15V14H246ZM31 16V17H30ZM212 16V17H213ZM245 16V15H244ZM29 17L30 18H35V20H37V22H31V20L29 19ZM137 17H138V21H140L139 22V26H140V28H138L135 24H137V22L135 23V21H136V19H137ZM142 17V16H141ZM152 17V16H151ZM160 17H162L161 15H160ZM175 17V16H174ZM193 17V16H192ZM195 17V16H194ZM203 17V16H202ZM214 17V18H215ZM227 17H228V19H227ZM231 17V18H230ZM43 18V19H42ZM153 18H154V16H153ZM168 18V17H167ZM189 18V17H188ZM204 18V17H203ZM42 19V20H41ZM155 19V18H154ZM192 19V18H191ZM223 19H226L225 21L223 20ZM230 19V20H229ZM259 19V18H258ZM35 20H33V21H35ZM146 20V21H145ZM215 20H216V18H215ZM215 20L213 19V22H215ZM170 21V20H169ZM206 21V20H205ZM216 21V22H217ZM233 21V20H232ZM191 22V21H190ZM216 23V24H219V23ZM224 22V23H223ZM235 22V19H234V21L231 23V24H233ZM135 23V24H134ZM149 23H151L149 26H147ZM155 23V22H154ZM171 24H172V22H170ZM206 23V22H205ZM259 23V22H258ZM186 24H187V22H186ZM207 24H208V22H207ZM207 24H206V26H207ZM236 24V23H235ZM233 25V26H235L236 27V29H237V27H239L238 26V24H236V25ZM6 25V24H5ZM4 25V26H5ZM135 25V26H134ZM190 25V24H189ZM204 25V24H203ZM250 25H252V24H250ZM12 26V25H11ZM25 26H23V27H25ZM219 26V25H218ZM222 26V25H221ZM221 26H219V28H221ZM147 27H150V28H147ZM190 27V26H189ZM228 27V26H227ZM231 27V29H233L232 28V26H230ZM5 28V27H4ZM10 28V27H9ZM28 28V29H27ZM137 28L139 29V31H138V33L136 32V30H137ZM172 28V27H171ZM175 28V27H174ZM217 28V27H216ZM217 29V30H220V29ZM224 28V27H223ZM229 28V27H228ZM241 28V27H240ZM239 28V29H240ZM243 28V27H242ZM6 29V28H5ZM19 29V28H18ZM141 29H144V31H145V29H148V30H151V31H153V33L152 34H156V36L158 35L159 36V38L158 37H156L155 35H154V37H156L157 39H158V41H157V39H154L152 36H148L147 34H151L150 32H148L147 34H145V36H144V34H142L141 36L142 37H152V40H153V42H154V40H156L155 42L157 43H155L156 45H157V47H156V45L154 44V43H151V40L149 39V40H147V38L145 39V38H142L141 36H140V30ZM187 29L189 30V31H187ZM213 29V28H212ZM222 29V28H221ZM230 29V28H229ZM13 30V29H12ZM186 30V31H185ZM234 30V29H233ZM232 30V31H233ZM242 30V29H241ZM22 30H20L19 31V33L21 32ZM30 31V32H29ZM144 31H142V32H144ZM223 31V30H222ZM235 31V30H234ZM239 31V30H238ZM238 31H236V34H237V32ZM187 32V33H186ZM191 32V33H190ZM241 32V31H240ZM252 32V31H251ZM254 32V31H253ZM23 33V32H22ZM146 33V32H145ZM212 33V32H211ZM219 33V32H218ZM227 33H229V32H227ZM248 33V32H247ZM4 34V33H3ZM7 34V33H6ZM5 34V35H6ZM15 34V36H17L18 37V35H16V33H14ZM25 34V33H24ZM23 34V35H24ZM33 34V33H32ZM151 34V35H152ZM175 34H178V36H176ZM242 34V33H241ZM11 35V34H10ZM147 35V36H146ZM173 35H175V36H173ZM203 35V36H202ZM209 35H211V34H209ZM208 35V37L210 38V36ZM221 35V34H220ZM8 36V35H7ZM186 38H185V37ZM200 36H202L201 37V40L199 39L200 38ZM260 36V35H259ZM195 37V38H196ZM206 37V36H205ZM208 37H206V38H208ZM226 37V36H225ZM24 38H25V36H24ZM191 38V37H190ZM19 40V39H18ZM21 40H22V38H21ZM188 40V42L190 41H192V40H194V39H187ZM196 40V41H197ZM203 40V41H202ZM227 40V39H226ZM262 40V39H261ZM20 41V40H19ZM197 41V42H198ZM2 42V41H1ZM188 42L186 41V43L188 44ZM200 42L198 43V44H200ZM10 43V42H9ZM12 43V42H11ZM26 43V42H25ZM20 43V46L18 47L17 46V44H15V46H13V47H15V51H14V53H15V55H21V50H25V49H27L28 48V46H29V44L30 43ZM185 43V42H184ZM193 43V42H192ZM214 44V46H213V44ZM13 44H14V42H13ZM191 44V43H190ZM189 44V45H190ZM194 44H195V40H194ZM197 44V43H196ZM31 46V45H30ZM31 46V47H32ZM164 46H165V48H164ZM195 46H197V45H195ZM222 46V45H221ZM235 46V45H234ZM219 47V46H218ZM226 47V46H225ZM6 48V47H5ZM4 48V49H5ZM224 48V47H223ZM231 48V47H230ZM13 49V48H12ZM157 49H159V50H157ZM160 49H161V51H160ZM199 49V48H198ZM232 49V48H231ZM239 49V48H238ZM1 50V49H0ZM6 50H8V49H6ZM31 50V49H30ZM221 50V49H220ZM2 51V50H1ZM4 51V50H3ZM26 51V50H25ZM160 51V52H159ZM185 51L187 52V53H185ZM205 51H202L201 53H206ZM232 51V50H231ZM241 51V50H240ZM7 52H9V51H7ZM3 53H5V52H3ZM12 53V52H11ZM29 53H31V51L29 52ZM184 53H185V55H184ZM196 54V56H195V54ZM200 53V54H201ZM1 54V53H0ZM8 54V53H7ZM25 54V53H24ZM28 54V53H27ZM32 54V53H31ZM47 54V53H46ZM63 54H61V55H63ZM3 56H4V54H2ZM28 55H30V54H28ZM61 55H59V56H61ZM199 55V54H198ZM13 56V55H12ZM34 56V55H33ZM38 56V55H37ZM40 56V55H39ZM53 56V55H52ZM185 56V57H184ZM195 56V57H194ZM233 56V55H232ZM243 56V55H242ZM252 56V55H251ZM264 56V55H263ZM6 57H8L7 55H6ZM44 57V56H43ZM64 57V56H63ZM62 57V58H63ZM234 57V56H233ZM261 57V56H260ZM1 58V57H0ZM3 58V57H2ZM9 58V57H8ZM12 58V57H11ZM21 58V57H20ZM39 58V57H38ZM210 58V57H209ZM208 58V59H209ZM237 58V57H236ZM244 58H247V57H244ZM249 58V57H248ZM3 59H5V61H7L6 60V58H5V56H4V58ZM18 59H19V56H18ZM50 59V58H49ZM58 59V58H57ZM56 59V60H57ZM207 59V60H208ZM212 59H211V61H212ZM253 59V58H252ZM251 59V60H252ZM255 59V58H254ZM1 61H2V59H0ZM36 60V59H35ZM72 60V61H73ZM196 60H197V62H199V61H201V62H203V63H198V64H196ZM210 60V59H209ZM246 60H248V59H246ZM250 60V59H249ZM248 60V61H249ZM259 60V59H258ZM10 61V60H9ZM7 61V62H5V65H8L9 67V69H10V71L11 72H13V74H15L16 76H17V78L16 79H18V82L19 83H21V82H23V81H25V76L26 75H28L29 73H27L26 74V72H25V68L27 67V68H29L30 69V72H32V70H33V68L31 69L30 67H32V66H35V65H32V66H30L29 65V63H26V64H28V65H25V66H23V64H21V65H17L16 63H17V60L15 61V62H13V61ZM25 61H26V59H25ZM37 61V60H36ZM50 61H51V59H50ZM70 61V60H69ZM78 61H80V60H78ZM244 61V60H243ZM253 61V60H252ZM12 62V64L10 65V63ZM28 62V61H27ZM49 62V61H48ZM55 62V61H54ZM245 62H247V61H245ZM13 63H15V64H13ZM22 63V62H21ZM45 63V62H44ZM67 63V62H66ZM75 63H78L77 61H75ZM211 63V64H210ZM1 64V63H0ZM51 64V63H50ZM247 64V63H246ZM5 65H3V68H5V70H6V66ZM45 65V64H44ZM74 65V64H73ZM78 65V64H77ZM168 65H172V66H174L175 65V67L173 68L172 66L170 67V68H172V70L170 71L169 70V72H168ZM2 66V65H1ZM43 65H40V63H39V67L40 68H43L44 69V67H42ZM48 66V65H47ZM78 66V67H79ZM251 66V65H250ZM11 67V68H10ZM45 67H46V65H45ZM82 67L80 68V70L82 69ZM90 67H91V69H90ZM93 67V68H92ZM247 67H249V66H247ZM3 68H1V69H3ZM38 68V67H37ZM85 68H83V70H85ZM86 68V69H87ZM253 68V67H252ZM39 69V68H38ZM4 69H3V71H5ZM8 70V69H7ZM35 70H36V68H35ZM122 70L124 71V73L122 72ZM167 70V71H166ZM177 70L176 71H174V72H176L177 73ZM9 71V72H10ZM88 71V70H87ZM120 71H121V73H120ZM252 71V70H251ZM256 71V70H255ZM262 71V70H261ZM6 72V71H5ZM35 72V71H34ZM34 72H32L31 74L32 75H34L33 73ZM36 72H38V71H36ZM35 72V73H36ZM48 72H49V70H48ZM81 73H82V71H80ZM86 72V71H85ZM84 72V73H85ZM168 72V73H167ZM252 72H254V71H252ZM7 73V72H6ZM87 73V72H86ZM88 73H89V71H88ZM106 73V75H111L112 77L110 78V77H108V76H106V78H104V76L102 75V74H105ZM256 73L258 74V72L256 71ZM3 74V73H2ZM1 75V74H0ZM4 75H6V74H4ZM7 75H9V74H7ZM11 75V74H10ZM32 75H30V77L32 76ZM86 75V74H85ZM133 75V76H134ZM137 75V74H136ZM135 75V76H136ZM171 77H170V76ZM174 75V74H173ZM253 75H255V74H253ZM12 76H14V75H12ZM182 77V79H180L181 77ZM217 76V77H216ZM7 77H9V76H7ZM29 77V76H28ZM32 77H35V76H32ZM31 77V78H32ZM45 77V78H44ZM132 77V76H131ZM6 78V77H5ZM27 78V77H26ZM35 78V79H36ZM37 78V79H38ZM97 78V79H98ZM171 78V79H170ZM173 78H175V76H173ZM6 79H8V78H6ZM33 79V78H32ZM36 79V80H37ZM62 79H67V80H65V81H63ZM133 79V78H132ZM12 80V79H11ZM28 80H30V79H28ZM36 80H33V82L34 81H36ZM91 80V81H92ZM173 80V81H174ZM4 81H5V79H4ZM7 81V80H6ZM15 81V80H14ZM31 81V80H30ZM63 81V82H62ZM96 81V80H95ZM142 81V80H141ZM10 82H12V81H10ZM18 82H16V83H18ZM32 82V81H31ZM38 85H41L40 83V80H38ZM133 82H134V79H133ZM24 83V82H23ZM35 83V82H34ZM33 83V84H34ZM36 83H37V81H36ZM47 83V82H46ZM94 83H96V82H94ZM93 83V84H94ZM116 83V84H117ZM135 83V82H134ZM143 83V82H142ZM264 83V82H263ZM10 84V83H9ZM28 84V83H27ZM26 83L24 84L25 86L27 85ZM86 84H87V82H86ZM138 84V83H137ZM156 84L160 87H157L156 86ZM187 84V86H185ZM6 85H7V83H6ZM10 85H12V83L10 84ZM15 85V84H14ZM12 86L11 87V89H13L14 91H16V89L15 88H13V87H15V86ZM44 85H45V83H44ZM85 85V84H84ZM107 85V86H108ZM113 85H114V83H113ZM119 86H117L118 88L117 89H119V91L120 92H118L117 93V95L119 94V96H120V94H122L123 92L121 91L122 89H123V86H122V88L120 89V87H121V85L120 84H118ZM126 85H128L129 86V84H126ZM162 85H165L163 88H162ZM4 86V85H3ZM3 86H1V87H3ZM19 86V85H18ZM22 86V85H21ZM30 86V85H29ZM42 86H43V82H42ZM90 86V85H89ZM94 86V85H93ZM92 86V87H93ZM98 86H94V87H98ZM140 86H141V83H140ZM9 87V86H8ZM37 87H39V86H37ZM45 87H46V85H45ZM114 87H116V85L114 86ZM125 87V86H124ZM144 87H145V85H144ZM226 87V88H225ZM5 88V86L3 87V89ZM7 88V87H6ZM33 88H34V85H33ZM35 88H36V86H35ZM40 88H41V86H40ZM44 88V87H43ZM43 88H41V89H43ZM59 88V89H58ZM70 88H71V86H70ZM69 88V89H70ZM79 88V87H78ZM98 88V89H99ZM101 88V89H102ZM112 88V87H111ZM128 88H130V87H128ZM140 88V87H139ZM2 89V90H3ZM10 89V88H9ZM18 89V88H17ZM22 89V88H21ZM30 89V88H29ZM83 89V88H82ZM92 89V88H91ZM95 89V88H94ZM107 89V88H106ZM113 89V88H112ZM183 89V88H182ZM5 90V89H4ZM25 90V89H24ZM32 90V89H31ZM30 90V91H31ZM36 90V89H35ZM37 90H40V89H38L37 88ZM44 90V89H43ZM46 90V89H45ZM49 90V89H48ZM48 90H46L47 92H48ZM60 90V91H59ZM73 90V89H72ZM75 90H77V89H75ZM81 90V89H80ZM103 90V89H102ZM115 90H116V88H115ZM136 90V89H135ZM227 90H224V94H225V91H227ZM6 91H7V89H6ZM10 91V90H9ZM51 91H49V92H51ZM71 90H69L68 92H70ZM79 91V90H78ZM104 91V90H103ZM130 91H133V89H132V86H131V88H130ZM137 95L135 94V96L137 97V100H135L136 102H138V101H144L145 100V95H143L142 93H139L138 92V88H137ZM135 91V92H136ZM210 93H209V92ZM4 93H6L5 91H3ZM12 93H14L13 91H11ZM40 92H41V90H40ZM45 92V91H44ZM47 92H45V93H47ZM62 92V93H61ZM67 92V91H66ZM71 92H74V90L73 91H71ZM70 92V93H71ZM77 92V91H76ZM89 92V91H88ZM129 92V91H128ZM134 92V93H135ZM30 93V92H29ZM38 93V92H37ZM43 93V92H42ZM81 93V92H80ZM112 93H113V91H112ZM114 93H116V92H114ZM130 93V94H129ZM128 93V96L127 95H125V91H124V93H123V95L124 96H127V97H129L130 98V95L132 94L131 92H129ZM133 93V94H134ZM138 93L140 94V100H138ZM164 93H166V94H164ZM229 93V92H228ZM41 94V93H40ZM48 94H50V93H48ZM76 94V93H75ZM84 94V93H83ZM165 96H164V95ZM3 95H5V94H3ZM3 95H2V93L0 92V133H4V134H6V136H8L9 137V135L11 134H13L12 136H15V137H13V138H17L15 141H19L20 143H19V145L21 146V144H22V146H24L25 144L27 145V144H30V143H32V141H35V142H37L36 140H33V139H29L31 142H27L28 140H27V138H26V135H29L28 134V132H24V130L28 127V125H27V121H28V119H27V117H26V115L23 113L24 111H22L23 110V108H22V106H17L16 104H14L13 102H15L17 99H19V98H26L27 96L29 97V95L30 94H27L25 91H23V93L22 94H18V95H16V96H14V98H13V102H7L6 100V98H4L3 97ZM97 95V94H96ZM98 95H99V97H103V95H100L99 93H98ZM114 95V94H113ZM216 95H214V97L216 96ZM227 95V94H226ZM6 96V95H5ZM41 96H42V94H41ZM83 96V95H82ZM95 96V95H94ZM133 97H134V99H135V96L134 95H132ZM131 96V100H127L128 101V103H129V101H132V99H133V97ZM162 96V97H161ZM168 96H169V94H168ZM224 96V97H223ZM231 96V98H233ZM243 96V97H244ZM45 97V96H44ZM70 97V96H69ZM97 97V96H96ZM105 97V96H104ZM114 97H116V96H114ZM160 97V98H159ZM203 97V98H202ZM217 97V96H216ZM219 97V98H220ZM227 97V96H226ZM243 97L241 98V99H243ZM264 97V96H263ZM39 98V97H38ZM47 98H49V97H47ZM51 98V97H50ZM73 98H75L76 99V97L74 96ZM72 98V99H73ZM121 99L123 98V96L122 97H120ZM126 98V97H125ZM143 98V99H142ZM58 99V98H57ZM103 99H106V97L105 98H103ZM108 99H110V98H108ZM118 99H119V97H118ZM121 99H120V101H121ZM142 99V100H141ZM152 99V98H151ZM168 99V98H167ZM169 99H171L170 98V96H169ZM168 99V100H169ZM206 99V98H205ZM216 99V98H215ZM227 99V98H226ZM247 99V100H248ZM253 99V100H254ZM261 99L262 98H260V101H261ZM45 100V99H44ZM48 100V99H47ZM53 100V99H52ZM114 100H116V99H114L113 98V100L112 101H114ZM126 100V99H125ZM149 100V99H148ZM201 100H202V102L204 103V105H205V107L207 108V111H206V113H208V114H205V109H204V111H203V108H202V102H201ZM232 100V99H231ZM253 100H250V102L252 101V102H256L257 104H258V102L255 100V101H253ZM46 101V100H45ZM54 101H58V100H53V102ZM100 101V100H99ZM119 101V100H118ZM124 101V100H123ZM123 101L121 102V103H123ZM146 101V100H145ZM144 101V102H145ZM152 101H154L153 99H152ZM151 101V102H152ZM161 101V100H160ZM165 102L164 104L167 106L168 104V102L166 101V100H163L162 99V102ZM171 101L173 102H175V104L173 105V103H171ZM214 101V100H213ZM225 101V100H224ZM226 101H228V100H226ZM225 101V102H226ZM234 101H236L237 103H238V99H235L234 98ZM241 101H244V100H240L239 102L241 103ZM249 101V100H248ZM263 101V100H262ZM52 102V101H51ZM50 102V103H51ZM60 103H61V101H59ZM89 102V101H88ZM116 102V101H115ZM114 102V103H115ZM125 103H124V105L125 104H127L126 103V101H124ZM143 102V103H144ZM167 102V103H166ZM221 102L223 103V101L221 100ZM246 102V100L244 101V103ZM28 103V102H27ZM58 103V102H57ZM65 103V102H64ZM76 103V102H75ZM79 104L81 103V101L80 102H78ZM110 103H113V102H110ZM118 103V102H117ZM134 103V102H133ZM147 103V102H146ZM145 103V104H146ZM201 103V107H200V104ZM217 103V102H216ZM230 103H232V101L230 102ZM234 103V102H233ZM243 103V102H242ZM237 104V105H242L243 106V104ZM249 103V102H248ZM19 104V103H18ZM21 104L23 105V103L21 102ZM59 104V103H58ZM120 104V102L118 103V105ZM138 105L140 104V103H137ZM137 104L136 103H134V105H136V106H134V107H137ZM141 104H142V102H141ZM163 104V103H162ZM209 104V103H208ZM211 104V103H210ZM212 104H213V102H212ZM211 104V105H212ZM53 105V104H52ZM60 105V104H59ZM73 105H74V103H73ZM91 105V104H90ZM105 105V104H104ZM115 105V104H114ZM118 105H117V108L119 109V107H120V105L122 106V104H120L119 105V107H118ZM129 105H132V102L129 104ZM203 105V106H204ZM215 105H217V104H215ZM222 105V104H221ZM231 105V104H230ZM233 105V104H232ZM26 106V105H25ZM29 106V105H28ZM54 106H56V105H54ZM60 106H63V105H60ZM65 106H63L64 108H66ZM77 106V105H76ZM84 106V105H83ZM83 106H82V108H83ZM86 106V105H85ZM133 106V105H132ZM131 106V107H132ZM141 105H139V107H140ZM163 106V105H162ZM229 106V105H228ZM241 106V107H242ZM255 106V105H254ZM30 107V106H29ZM32 107V106H31ZM50 107H52L51 106V104H50ZM62 107V108H63ZM75 107V106H74ZM73 106L71 107V108H68L67 109V111L65 112L66 113V117H69V116H71V115H73V114H75V112L77 111L76 109L74 110V109H72V108H74ZM107 107V106H106ZM123 107V106H122ZM122 107H120V108H122ZM127 107V106H126ZM142 107H143V105H142ZM155 106H153V108H154ZM216 107H218V106H216ZM216 107H214V108H212V106H211V108H209L210 110L209 111H211V109H212V111L213 110H215V108ZM232 107V106H231ZM239 107V106H238ZM244 107V106H243ZM246 107H247V105H246ZM246 107H244V108H246ZM248 107H250L249 105H248ZM26 108V107H25ZM76 108H78V106L76 107ZM79 108H81L80 106H79ZM79 108H78V110H79ZM86 108L87 107H85V111H86ZM91 107H89V109H90ZM115 108H116V106H115ZM115 108H114V110H115ZM133 108V107H132ZM156 108V107H155ZM223 108V107H222ZM227 108V107H226ZM255 108V107H254ZM34 109V108H33ZM49 109V108H48ZM84 109V108H83ZM99 109H100V107H99ZM113 109V108H112ZM129 109V108H128ZM135 109H137V108H135ZM144 109H145V107H144ZM143 109V110H144ZM149 109V108H148ZM228 109V108H227ZM229 109H230V107H229ZM256 109V108H255ZM259 109V108H258ZM36 110V109H35ZM34 110V111H35ZM82 110V109H81ZM81 110H79V111H81ZM93 110H94V108H93ZM92 110V111H93ZM117 110V109H116ZM122 110V109H121ZM121 110H119L120 112H121ZM146 110V109H145ZM158 110V109H157ZM218 110H219V108H218ZM241 110V109H240ZM250 110H251V108H250ZM262 110H264V108L262 109ZM31 111V110H30ZM51 111H55L54 109L53 110H51ZM56 111H57V109H56ZM84 110H83V112H85ZM91 111V110H90ZM101 111H103V110H100V112ZM170 111V112H171ZM210 112L211 114L213 113V112ZM222 111H223V109H222ZM248 111V110H247ZM254 111H256V110H254ZM29 112V111H28ZM38 112L39 111H37V114H38ZM60 112H61V110H60ZM59 112V113H60ZM83 112H77L78 114H80L81 115V117L82 116H85V115H82L81 113H83ZM114 112H116V111H114ZM163 112V111H162ZM216 112H218V111H216ZM243 112H244V110H243ZM33 113V112H32ZM31 113V114H32ZM40 113V112H39ZM41 113L43 114V113H45V114H43V115H45V116H47L48 114H52L50 111H45V110H43V111H41ZM88 113H90V112H88ZM93 113V112H92ZM104 113V112H103ZM108 113V112H107ZM139 113V112H138ZM219 113V112H218ZM217 113V114H218ZM33 114H35V113H33ZM47 114V115H46ZM85 114H86V112H85ZM93 114H95V113H93ZM93 114H91V117H92V115ZM106 114V113H105ZM109 115L111 114L110 112L108 113ZM113 114V113H112ZM115 114V113H114ZM120 114H123V112L122 113H120ZM168 114V113H167ZM214 114H216L215 112L213 113V115ZM247 114V113H246ZM251 114V113H250ZM253 114H255V112L253 113ZM29 115H30V113H29ZM42 115V116H43ZM53 115H56V114H53ZM102 115H104V114H101V116ZM116 115V114H115ZM117 115H119V113H117ZM151 115V114H150ZM205 115H207V116H205ZM220 115V114H219ZM218 115V116H219ZM235 115H237V114H235ZM249 115V114H248ZM259 115V114H258ZM33 117H34V115H32ZM35 116H37V115H35ZM57 116V115H56ZM75 116V115H74ZM87 116V115H86ZM93 116H95V115H93ZM114 116V115H113ZM140 116V115H139ZM142 116V115H141ZM205 117V119H204V117ZM263 116V115H262ZM38 117V116H37ZM48 117V116H47ZM62 117V116H61ZM65 117V116H64ZM63 117V118H64ZM88 117V116H87ZM90 117V116H89ZM98 118H99V115L97 116ZM104 117V116H103ZM120 117H123V116H120ZM128 117V116H127ZM145 117V116H144ZM151 117V116H150ZM169 117V116H168ZM209 117H211V116H209ZM225 117V116H224ZM236 117H238V116H236ZM44 118H46V117H44ZM59 118V117H58ZM116 118V120L119 118V116L118 117H115ZM164 118V117H163ZM201 118H203V120L202 121H204V122H200V119ZM215 118V117H214ZM222 118V117H221ZM220 118V119H221ZM235 118V117H234ZM249 118V117H248ZM34 119H35V117H34ZM41 119H42V117H41ZM50 119V118H49ZM73 119H74V117H73ZM76 119V118H75ZM79 120H80V117L78 118ZM91 119H94V117L93 118H91ZM120 119V118H119ZM122 119V118H121ZM123 119H124V117H123ZM168 119V118H167ZM219 119V120H220ZM238 119H240V118H238ZM30 120V119H29ZM37 120V119H36ZM39 120V122H40V118L38 119ZM51 120H53V118H51ZM66 120V119H65ZM69 120H71V119H69ZM83 119H81V121H82ZM86 120V119H85ZM115 120V119H114ZM113 120V121H114ZM142 120V119H141ZM148 120V119H147ZM169 120H170V118H169ZM216 120V121H215ZM231 120V119H230ZM35 121V120H34ZM47 121V120H46ZM50 120H48V123H50L49 122ZM55 121V120H54ZM73 121H75V120H73ZM78 121V120H77ZM89 121V122H88ZM87 122L88 123H90V120H88ZM93 121V120H92ZM100 121V120H99ZM103 121V120H102ZM104 121H105V118H104ZM140 121V120H139ZM238 121V120H237ZM244 121V120H243ZM253 121H254V119H253ZM30 122V121H29ZM36 122V121H35ZM38 122V121H37ZM107 122V121H106ZM121 122V121H120ZM138 122V121H137ZM150 122V121H149ZM190 122V123H189ZM257 122V121H256ZM34 123V122H33ZM51 123H53V121L51 122ZM59 123V122H58ZM73 123V122H72ZM79 123V122H78ZM96 123V122H95ZM113 123V122H112ZM116 123V122H115ZM145 123V122H144ZM181 123V124H180ZM186 123H184V127L187 129V124ZM197 123L195 124V122H194V126H193V129H194V127L196 128V126L195 125H197ZM258 123V122H257ZM256 123V124H257ZM35 124V123H34ZM41 124H43L42 123V121H41ZM54 124H55V122H54ZM57 124V123H56ZM67 124V123H66ZM65 124V125H66ZM69 124V123H68ZM93 125H94V123H92ZM97 124H100L99 122L97 123ZM97 124H95V125H97ZM102 124H103V122H102ZM109 124V123H108ZM108 124H107V126H108ZM119 124V123H118ZM122 123H120V125H121ZM125 124V123H124ZM141 124V123H140ZM221 124V123H220ZM223 124V123H222ZM251 124V123H250ZM30 125H32V123L30 124ZM47 125V124H46ZM53 125V124H52ZM70 125V124H69ZM68 125V126H69ZM75 125V124H74ZM80 125H82V123L80 124ZM80 125H78V129H79V126ZM87 125V124H86ZM104 125V124H103ZM113 125V124H112ZM191 125H193V124H190V128L188 127V129L187 130H189V129H192V127H191ZM226 125V124H225ZM258 125V124H257ZM76 126V125H75ZM88 126V125H87ZM91 126V125H90ZM98 126V125H97ZM100 126V125H99ZM158 126V125H157ZM205 126V125H204ZM230 126V125H229ZM228 126V127H229ZM252 126V125H251ZM256 126V125H255ZM261 126V125H260ZM82 127H84V125L82 126ZM94 127V126H93ZM96 127V126H95ZM101 127H102V125H101ZM100 127V128H101ZM105 127V126H104ZM110 127V126H109ZM108 127V128H109ZM119 127H121V126H119ZM123 127V126H122ZM122 127H121V129H122ZM130 127V126H129ZM179 127V126H178ZM183 127V126H182ZM201 126H199V125H197V128L199 129ZM202 127H203V125H202ZM202 127L200 128V129H202ZM245 127H247V126H245ZM250 127V126H249ZM258 127V126H257ZM262 127V126H261ZM31 128V127H30ZM51 128V127H50ZM63 128L64 127H62V130H63ZM86 128V127H85ZM125 128V127H124ZM184 128V129H185ZM196 128V129H197ZM248 128V127H247ZM252 128V127H251ZM255 128V127H254ZM259 128V127H258ZM29 129V128H28ZM65 129V128H64ZM89 129H90V127H89ZM95 130H96V128H94ZM107 129V128H106ZM183 129V128H182ZM203 129H204V127H203ZM212 129V130H211ZM236 129V128H235ZM249 129V128H248ZM263 129V128H262ZM32 130H34V129H32ZM61 130V131H62ZM104 130V129H103ZM171 130V129H170ZM178 130V129H177ZM220 130V132H221V128L219 129ZM261 130V129H260ZM29 131V130H28ZM36 131V130H35ZM40 131V130H39ZM61 131H59V133H61ZM78 131H80V129L78 130ZM82 131V130H81ZM81 131H80V133H81ZM87 131V130H86ZM91 131H93V130H91ZM90 131V132H91ZM98 131V130H97ZM110 131V130H109ZM115 131V130H114ZM117 131V130H116ZM119 131H120V129H119ZM203 131V130H202ZM201 131V132H202ZM223 131V130H222ZM254 131V130H253ZM258 131V130H257ZM11 132V133H10ZM44 131H41L39 134H38V132H36L37 134L36 135H38L37 137H39V139L41 138V133H42V135H44V134H47V132L46 133H43ZM66 132V131H65ZM70 132V131H69ZM75 132V130L73 131V133ZM83 132V131H82ZM100 131H98V133H99ZM103 133H106L105 132V130L104 131H102ZM121 132H122V130H121ZM133 132V131H132ZM173 132V131H172ZM181 132H184L183 130L181 131ZM187 132V131H186ZM194 132V131H193ZM219 132V131H218ZM263 132V131H262ZM35 133V132H34ZM54 133V132H53ZM62 133H63V131H62ZM72 133V132H71ZM88 133H89V131H88ZM97 133V132H96ZM107 133L108 134H110L109 132H108V130H107ZM106 133V134H107ZM115 133V132H114ZM120 133V132H119ZM119 133H117V134H119ZM134 133V132H133ZM191 133H192V130H191ZM195 133V132H194ZM198 133V132H197ZM257 133V132H256ZM48 134H51V131H50V133L48 132ZM56 134V133H55ZM58 134V133H57ZM66 134V133H65ZM77 134V133H76ZM83 134H85L86 135V133L85 132H83ZM82 134V135H83ZM105 134V135H106ZM107 134V135H108ZM116 134V135H117ZM123 134V133H122ZM130 134V133H129ZM135 134V133H134ZM183 134H185V133H183ZM214 134V133H213ZM237 134V133H236ZM263 134V133H262ZM2 135V134H1ZM0 135V136H1ZM31 135V134H30ZM36 135H34V136H36ZM52 135V134H51ZM70 135V134H69ZM88 135V134H87ZM92 135V134H91ZM97 135V134H96ZM99 135V134H98ZM101 135V134H100ZM99 135V136H100ZM104 135V137H106ZM115 135V134H114ZM194 135V134H193ZM204 135V134H203ZM202 135V136H203ZM211 135V134H210ZM215 135V134H214ZM222 135V134H221ZM223 135H224V133H223ZM227 135H228V133H227ZM229 135H231V134H229ZM5 136V137H6ZM45 136V135H44ZM44 136H42V138L44 137ZM50 136V135H49ZM58 136V135H57ZM57 136L55 137V138H57ZM64 136H66V135H64ZM109 136V135H108ZM110 136H111V134H110ZM198 136V135H197ZM204 136H206V135H204ZM215 136H217V135H215ZM233 136V135H232ZM238 136V135H237ZM3 137V136H2ZM53 137H54V135H53ZM84 137V136H83ZM98 137V136H97ZM121 137V136H120ZM126 137V136H125ZM191 137H193V136H191ZM209 137V136H208ZM212 137H214V136H212ZM211 137V139H213ZM223 137V136H222ZM260 137V136H259ZM1 138V137H0ZM11 136L9 137V142H11L12 140H11ZM49 138H51V137H49ZM49 138H48V136H47V139L49 140ZM64 138V137H63ZM76 137H74V139H75ZM79 138H82V136L81 137H79ZM110 138V137H109ZM112 138V137H111ZM132 138V137H131ZM146 138V137H145ZM171 138V137H170ZM216 138V137H215ZM6 139V138H5ZM38 139V140H39ZM46 139V140H47ZM58 139V138H57ZM83 139V138H82ZM97 139V138H96ZM101 139H102V135H101ZM104 139V138H103ZM102 139V140H103ZM108 139V138H107ZM125 139V138H124ZM183 139H184V137H183ZM209 139V138H208ZM234 139V138H233ZM1 140V139H0ZM41 140V139H40ZM52 140V139H51ZM72 140V139H71ZM76 141H77V138L75 139ZM84 140H85V138H84ZM106 140V139H105ZM139 140H140V138H139ZM138 140V141H139ZM178 140H181V139H178ZM218 140V139H217ZM222 140V139H221ZM232 140V139H231ZM239 140V139H238ZM1 141H3V140H1ZM8 141V139H6L5 140V142L3 141V143L5 144L6 142ZM15 141H12V142H15ZM65 141V140H64ZM91 141V140H90ZM101 141V140H100ZM234 141V140H233ZM27 142V143H26ZM43 142H44V139H43ZM48 142V141H47ZM52 142V141H51ZM55 142V141H54ZM53 142V143H54ZM84 142V141H83ZM106 142H108V141H106ZM119 142V141H118ZM132 142V141H131ZM148 142V141H147ZM168 142V141H167ZM214 142V141H213ZM222 142V141H221ZM227 142V141H226ZM239 142V141H238ZM8 143V142H7ZM18 143V142H17ZM34 143V142H33ZM32 143V145H34ZM41 143V142H40ZM77 143V142H76ZM79 143H80V141H79ZM84 143H91V142H84ZM83 143V144H84ZM110 143V142H109ZM113 143V142H112ZM141 143V142H140ZM162 143V142H161ZM209 143V142H208ZM231 143H232V141H231ZM236 143V142H235ZM14 144V143H13ZM43 144V143H42ZM41 144V145H42ZM58 143H56V145H57ZM61 144V143H60ZM94 144V143H93ZM99 144H100V142H99ZM107 144V143H106ZM118 144V143H117ZM125 144V143H124ZM143 144V143H142ZM213 144V143H212ZM245 144V143H244ZM1 143H0V147H1ZM7 145H10V143H8ZM12 145V144H11ZM10 145V146H11ZM25 145V146H26ZM46 145V147H47V144H45ZM53 145V144H52ZM55 145V144H54ZM72 145V144H71ZM101 145V144H100ZM108 145V144H107ZM139 145V144H138ZM220 145V144H219ZM224 145V144H223ZM237 145V144H236ZM4 146V145H3ZM13 146V145H12ZM15 146V145H14ZM58 146H59V144H58ZM64 146V145H63ZM73 146H75L74 144L72 145V147ZM110 146H112L113 147V144L111 145L110 144ZM123 146V145H122ZM163 146V145H162ZM212 146V145H211ZM222 146V145H221ZM231 146V145H230ZM8 147V146H7ZM31 147V146H30ZM51 147V146H50ZM67 147V146H66ZM71 147V146H70ZM71 147V148H72ZM82 147V146H81ZM87 147V146H86ZM86 147H83V149L85 148L86 149ZM109 147V146H108ZM107 147V148H108ZM111 147V148H112ZM133 147V146H132ZM160 147V146H159ZM209 147V146H208ZM235 147V146H234ZM244 147V146H243ZM3 147H1L0 149H2ZM21 148V147H20ZM26 148V147H25ZM37 148V147H36ZM60 148V147H59ZM58 148V150H60ZM65 148V147H64ZM79 148V147H78ZM91 148H93V147H91ZM99 147H97V149H98ZM110 148V147H109ZM109 148H108V150H109ZM110 148V151L111 152H114V154H113V158H115V150H113V149H115V148H117V145H116V147L115 148H113V149H111ZM123 148V147H122ZM128 148V147H127ZM141 148V147H140ZM178 148V147H177ZM226 148V147H225ZM5 149H7V148H5ZM4 148L2 149V152H3V150H5ZM9 149H11V147H9ZM14 149H16L15 147H14ZM13 149V150H14ZM34 149V148H33ZM32 149V150H33ZM45 149H47V150H49L48 148H45ZM55 149V148H54ZM54 149H52V150H54ZM80 149V148H79ZM83 149L81 148L80 149V152H82L83 151ZM90 149V148H89ZM89 149L87 148V152L89 151ZM95 149V148H94ZM106 149V148H105ZM119 149V148H118ZM136 149V148H135ZM142 149V148H141ZM231 149V148H230ZM12 150V149H11ZM17 151L19 150H22V149H18V147H17V149H16ZM31 150V151H32ZM36 150V149H35ZM43 151H46L47 152V150H44V148L42 149ZM64 150V149H63ZM65 150H66V148H65ZM68 150V149H67ZM75 150H77V148H75ZM91 150V152L93 151L92 149H90ZM100 150L102 151V148H100ZM107 150V149H106ZM120 150V149H119ZM119 150H117V151H119ZM130 150V149H129ZM164 150V149H163ZM232 150V149H231ZM233 150H235V149H233ZM240 150V149H239ZM7 151V150H6ZM24 151V150H23ZM29 151H30V149H29ZM36 151H38V150H36ZM96 151V150H95ZM103 151H104V149H103ZM121 151H123V150H121ZM128 151V150H127ZM136 151V150H135ZM139 151V150H138ZM9 152V151H8ZM14 151H12V153H13ZM42 152V151H41ZM41 152H38L39 154L41 153ZM59 152H62V151H59ZM65 152V151H64ZM78 151H76V154H78L77 153ZM80 152H79V154L78 155H80ZM83 152H85V150L83 151ZM83 152L81 153V154H83ZM90 152V151H89ZM107 152V151H106ZM106 152H104V153H106ZM111 152H110V154H111ZM130 152V151H129ZM142 152H144V151H142ZM245 152V151H244ZM4 153H5V151H4ZM10 153V154H9ZM8 154L10 155V157H12L13 158V154L11 153V152H9ZM22 153H24V152H22ZM28 155L29 154H31V153H28V152H26ZM34 153H36V152H34ZM102 154H103V152H101ZM109 153V151L107 152V154ZM116 153H120V152H116ZM123 153V152H122ZM134 153V152H133ZM11 154H12V156H11ZM15 154H17V152H15ZM32 154H33V152H32ZM37 154V153H36ZM42 154V153H41ZM50 154H51V152H50ZM54 154H55V152H54ZM53 154V155H54ZM121 154V153H120ZM120 154L119 155H117V156H120ZM124 154V153H123ZM123 154H121L122 155V157H123ZM126 154V153H125ZM130 154V153H129ZM231 154V153H230ZM239 154V153H238ZM2 154L0 153V156H1ZM4 155L5 156H7L6 154H3L2 155V157H0L1 159L4 157ZM20 155V154H19ZM18 154H17V156H19ZM24 155V154H23ZM23 155H21V156H23ZM28 155H26V156H23L22 157V160L21 161H25V162H27L25 159H24V157L25 158H27L28 157ZM43 155V154H42ZM45 155V154H44ZM52 155V154H51ZM51 155H49V156H51ZM248 155V154H247ZM259 155V154H258ZM16 158H17V156L16 155H14ZM34 155H32V157H33ZM37 157L39 156V155H36ZM74 156V155H73ZM86 157L88 156V157H90L89 155H85ZM139 156H141V155H139ZM179 156V155H178ZM230 156V155H229ZM241 156V155H240ZM20 157V156H19ZM41 157V156H40ZM40 157H39V159H40ZM54 157H56V155L55 156H53V158ZM80 157V156H79ZM83 157H84V155H83ZM82 157V158H83ZM121 157V156H120ZM124 157H126V155L124 156ZM133 157V156H132ZM226 157V156H225ZM232 157V156H231ZM245 157H247V156H245ZM29 158H31L30 156H29ZM34 158V157H33ZM33 158L32 159H30L31 161H33ZM49 158H52V157H49ZM85 158V157H84ZM92 158V157H91ZM111 158V157H110ZM140 158V157H139ZM252 158V157H251ZM0 159V160H1ZM6 159H8V157L6 158ZM11 159V158H10ZM13 159H15V158H13ZM35 159V158H34ZM37 159V158H36ZM35 159V160H36ZM38 159V160H39ZM57 159H59V158H57ZM90 158H88L87 160H89ZM105 159H106V157H105ZM129 159V158H128ZM142 159H144V158H142ZM142 159H141V161H142ZM3 161H4V159H2ZM18 160V159H17ZM17 160H15L14 162H16ZM29 159H28V163H32L31 161H30ZM34 160V161H35ZM38 160L36 161V162H38ZM48 160V159H47ZM52 160V159H51ZM91 160V159H90ZM89 160V161H90ZM96 160V159H95ZM99 160H100V156H99ZM114 160V159H113ZM139 160V159H138ZM145 160V159H144ZM242 160H244V159H242ZM241 160V161H242ZM257 160V159H256ZM20 161V160H19ZM33 161V162H34ZM53 161V160H52ZM69 161V160H68ZM72 161V160H71ZM97 161V160H96ZM120 161H122L121 159H120ZM125 161V160H124ZM253 161V160H252ZM2 162V161H1ZM5 162V161H4ZM24 162V163H25ZM36 162H34L35 164H36ZM49 162V161H48ZM48 162H45V163H47L48 164ZM76 162V161H75ZM83 162V161H82ZM82 162H80V164L82 165ZM87 162V161H86ZM95 161L93 160V163H94ZM133 162V161H132ZM136 162H137V160H136ZM167 162V161H166ZM7 163V162H6ZM8 163H10V162H8ZM11 163L13 164V162L11 161ZM17 163V162H16ZM22 163V162H21ZM34 163H32L33 165H35ZM59 163V162H58ZM57 163V164H58ZM66 163V162H65ZM68 163H70V162H68ZM67 163V164H68ZM89 163H92V162H89ZM121 163V162H120ZM123 163V162H122ZM126 163V162H125ZM124 163V164H125ZM138 163V162H137ZM5 164V163H4ZM12 164H10V165H12ZM23 164V163H22ZM57 164H55V165H57ZM76 164H77V166H79L78 165V163L76 162ZM75 164V165H76ZM87 164V163H86ZM86 164H83V165H85V167H87V168H89V166L90 167H93L92 169L94 170V167H95V165H90L89 164V166H86ZM95 164H97V162L95 163ZM127 164V163H126ZM132 164V163H131ZM134 164V163H133ZM235 164V163H234ZM255 164V163H254ZM6 165V164H5ZM16 165V164H15ZM19 165H20V168H24L22 171H20L21 172V174L24 172V173H26V171L25 170H27V169H25V166L27 165V163H26V165L24 164V167H22V165L19 163ZM18 165V166H19ZM29 165V167H30V165L31 164H28ZM33 165H31V166H33ZM37 165V166H36ZM34 167H30V168H32V169H34L35 170V168H38V170H42L41 168L39 169V165H40V163L39 164H36ZM42 165V164H41ZM43 165H44V162H43ZM71 164H69V166H70ZM75 165H71V166H75ZM80 165V166H81ZM82 165V166H83ZM110 165V164H109ZM117 165V164H116ZM136 165V164H135ZM142 165V164H141ZM4 166V165H3ZM2 166V167H3ZM45 166H47V165H45ZM44 166V167H45ZM59 166V168H60V164L58 165ZM63 166V165H62ZM62 166H61V168H62ZM76 166V168H80V167H77ZM81 166V167H82ZM112 166V165H111ZM226 166V165H225ZM253 166V165H252ZM260 166V165H259ZM8 167V166H7ZM11 168H9L8 167V169L10 170L11 169V171L13 172V170H12V166H10ZM41 167V166H40ZM43 167V166H42ZM43 167V168H44ZM47 167H49V168H51V166L49 165V166H47ZM55 167H57V166H55ZM55 167H52V172H54L55 173V171L57 170V169H59V168H55ZM64 167H66V165L64 164V166H63V168ZM68 167V166H67ZM66 167V169L67 170H69L68 168H72L73 169V167H68L67 168ZM84 167V166H83ZM97 167V166H96ZM103 167V166H102ZM120 167V166H119ZM139 167V166H138ZM221 167V166H220ZM4 168H6V167H4ZM17 168V167H16ZM16 168H14L13 167V169H14V172L16 173L17 171H15L16 170ZM20 168H18V169H20ZM27 168V167H26ZM75 168V167H74ZM76 168H75V170H76ZM86 168V169H87ZM99 168V167H98ZM100 168H101V166H100ZM122 169H124L123 167H121ZM234 168V167H233ZM32 169H30V170H32ZM48 169V168H47ZM56 169V170H55ZM81 169H83V168H80L79 170H76V172H75V175L73 174V171L72 170H70V171H68L67 172V170H65V168H64V170L67 172V173H69L70 175L71 174H73L74 176H79V174L81 175ZM85 169V170H86ZM91 169V168H90ZM90 169H89V171H88V173H87V175L90 177L91 175H90V173H91V171H90ZM91 169V170H92ZM96 170H94V173H95V171H98L97 170V168H95ZM102 169H106L105 167L104 168H102ZM102 169H100L101 171H102ZM107 169H108V167H107ZM107 169H106V171H107ZM0 170H1V172H2V169H1V167H0ZM5 169H3V171H4ZM29 170V169H28ZM29 170V171H30ZM38 170H35L34 171V173L33 172H30L31 174L33 173V175H32V177L33 176H35V172L36 171H38ZM49 170V169H48ZM48 170L46 171L45 170V168H44V173H46V172H48ZM51 170V169H50ZM49 170V171H50ZM62 170V169H61ZM61 170L59 171H56V173L57 172H61ZM64 170H62V173L65 175V173L63 172ZM74 170V171H75ZM88 170V169H87ZM86 170V171H87ZM108 170H110V169H108ZM236 170V169H235ZM11 171H9V172H11ZM28 171V172H29ZM33 171V170H32ZM72 171V172H71ZM77 171L79 172V174L77 173ZM100 171V172H101ZM113 171H115V170H113ZM245 171V170H244ZM263 171V170H262ZM11 172V173H12ZM83 172H84V170H83ZM99 172V171H98ZM98 172H96L97 173V176L95 177L94 175H96V174H94L93 172H92V174H94L93 175V178L91 177L90 178V180H88V181H91V179H94V180H96V178L99 180L100 178H101V174L104 172V170L102 171V173H100V175H99V173ZM107 172H109V171H107ZM147 172V171H146ZM215 172V171H214ZM258 172V171H257ZM260 172H261V170H260ZM3 173V172H2ZM8 172L6 171V174H7ZM18 173H19V171H18ZM23 173V174H24ZM39 173V175H43V173H42V171H39L38 172ZM50 173H51V171H50ZM59 173H57V174H55V176H58V174ZM61 173V174H62ZM66 173V174H67ZM85 173V174H86ZM104 173H106V172H104ZM116 173V172H115ZM1 174V173H0ZM4 174H5V172H4ZM4 174H2V177H5V176H3ZM10 174V173H9ZM8 174V175H9ZM22 174V175H23ZM31 174H30V176H29V179H30V177H31ZM48 174V173H47ZM52 174V173H51ZM60 174V175H61ZM63 174H62V176H63ZM76 174H78V175H76ZM83 175H84V173H82ZM112 174H114V173H112ZM216 174V173H215ZM228 174V173H227ZM230 174V173H229ZM236 174V173H235ZM11 175V174H10ZM13 175H15L14 173L11 175V177L13 176ZM17 175V174H16ZM25 175V174H24ZM26 175H29V174H27L26 173ZM26 175H25V177H26ZM39 175H36V176H39ZM49 175V174H48ZM48 175H45L46 177L48 176ZM53 175V174H52ZM60 175H59V178H61L60 177ZM73 175H71L72 177H74ZM87 175H85L84 177H85V179H84V177L83 176H81V180H86L87 178L89 179V177L87 176ZM98 175H99V177L100 178H98ZM107 175L108 176H111V175H109V174H106L105 176L107 177ZM116 175V174H115ZM243 175V174H242ZM18 176V175H17ZM36 176H35V178H36ZM70 176V177H71ZM196 176V175H195ZM219 176V175H218ZM233 176V175H232ZM1 177V176H0ZM24 177V176H23ZM31 177V178H32ZM42 177V176H41ZM43 177H44V175H43ZM46 177H45V179L44 180H46ZM50 178H52V177H54V176H49ZM49 177L47 178L48 180H50L49 179ZM65 177H67V176H65ZM87 177V178H86ZM104 176L102 175V178H103ZM105 177V178H106ZM213 177V176H212ZM227 177V176H226ZM234 177V176H233ZM8 178V177H7ZM6 178V179H7ZM9 178H10V176H9ZM9 178L7 179V180H9ZM13 178V177H12ZM11 178V179H12ZM26 178H28V177H26ZM25 178V179H26ZM38 179L40 178V177H37ZM55 179H56V177H54ZM53 178V179H54ZM62 178H64V177H62ZM62 178L59 180V181H61L62 180ZM76 178H78V177H76ZM83 178V179H82ZM108 178H110V180H111V177H107L106 179H108ZM140 178V177H139ZM11 179L9 180V181H11ZM15 179V184L18 182L19 183V181H17L16 180V178H14ZM13 179V180H14ZM22 181H24L23 180V178H20ZM28 179V180H29ZM32 179H34V178H32ZM43 179L41 180V178H40V182L41 181H43ZM53 179H51L50 181L52 182V183H56V181L54 182L53 181ZM68 180H69V182H71V178H67ZM74 179V178H73ZM114 179V178H113ZM118 179L120 180L121 178L120 177H118ZM146 179V178H145ZM169 179V178H168ZM228 179V178H227ZM264 179V178H263ZM1 181H2V179H0ZM4 181H5V179H3ZM48 180H46V181H43V184H45L46 183V185L48 184V186L51 184V186H52V183H50V182H48ZM64 180V182L66 181L65 179H63ZM63 180L60 182V185H61V183L63 182ZM67 180V181H68ZM79 180H80V178L78 179V181L76 180H74L75 182H79ZM80 180V181H81ZM102 180H104L105 182H106V180L105 179H101L100 180V182L102 181ZM110 180H107V181H110ZM143 180V179H142ZM216 180V179H215ZM9 181H7V182H9ZM17 181V182H16ZM35 181V180H34ZM57 181H58V179H57ZM74 181L72 182L73 184H75L74 183ZM144 181V180H143ZM147 181V180H146ZM154 181V180H153ZM174 181V180H173ZM235 181V180H234ZM6 182V183H7ZM13 181H11V183H12ZM32 182H33V180H32ZM38 181H36L35 183H37ZM45 182V183H44ZM63 182V183H64ZM85 182L86 181H82V183H84L85 184ZM94 182H97V181H94ZM100 182H98L97 184H99ZM112 182V181H111ZM111 182H108V183H110L111 184ZM2 183V182H1ZM11 183H9V184H11ZM22 183V182H21ZM29 183H31L30 181H29ZM59 183V182H58ZM65 183H67V182H65ZM72 183H70V184H72ZM77 183H76V185H77ZM80 183L81 182H79V185H80ZM91 183V182H90ZM107 183V184H108ZM169 183V182H168ZM3 184H5V183H3ZM22 184H24V182L22 183ZM22 184H20L21 185V187L23 188V185ZM37 184H39V183H37ZM41 184V183H40ZM42 184V185H43ZM69 184V183H68ZM67 184V185H68ZM72 184V185H73ZM83 184V185H84ZM93 184V183H92ZM96 184V183H95ZM94 184V185H95ZM97 184L94 186L95 188L97 187ZM101 184V186H102V182L100 183ZM99 184V185H100ZM106 184V183H105ZM130 184V183H129ZM171 184V183H170ZM30 185V184H29ZM56 185V184H55ZM55 185H54V189L55 188H57V187H55ZM57 185H59V184H57ZM59 185V186H60ZM75 185V186H76ZM159 185V184H158ZM166 185V184H165ZM5 186H8V185H3V188L2 189H4V187ZM10 186V185H9ZM17 186H18V184H17ZM25 186H26V184H25ZM31 186H32V188H36L37 189V185L35 186L34 185V182H33V185H32V183H31ZM34 186V187H33ZM64 185H62V187H63ZM66 186V185H65ZM65 186H64V188H65ZM69 186V185H68ZM71 186V185H70ZM101 186H99V188H101ZM104 186H106V185H104ZM104 186H102L104 189H107L108 188V186H111V185H107V187H104ZM125 186H126V183H125ZM11 187H13V183H12V186ZM10 187V188H11ZM16 187V186H15ZM44 187H45V185H44ZM43 187V188H44ZM77 187V186H76ZM76 187L74 188V189H76ZM88 187V186H87ZM112 187V186H111ZM159 187V186H158ZM1 188V187H0ZM5 188H7V187H5ZM10 188H9V190H7L6 192L4 191V190H6V189H4V190H2V192L4 191L5 193L4 194H6L5 196H7V197H5L4 196V194H2V192H1V190H0V193L4 196V199H2V197L3 196H1V199H0V202H1V200H4V201H2V203H1V205H0V264H67L68 262V259H67V257L69 256V251L71 250V251H73L74 250V252H73V254L74 253H76L75 252V250H77L76 249V246L78 245V246H80L81 247V244L83 245V244H86V245H84L85 247L86 246H91L90 244H93V246H94V243L95 244H99L98 245V247H97V249L98 248H100L99 250H100V252H101V254H102V252L104 251L103 250V248L105 249V248H107L108 249V251L110 252L109 253V256H110V254L112 253V256H110L111 258L112 257H115L116 259H117V262L118 263H120V264H146V263H148V261H150V263H148V264H153L152 262H154V263H156L155 261H157V263H158V260L156 259L155 260V258H158V257H153L154 255H156L157 256V254H159V252H154L155 250H154V247H153V249L151 248V250H154V251H152V254L153 253H155V254H153L152 255V257L151 258H153L154 260L151 262V260H149V258H148V260L147 259H145V261H141V260H143V258L145 257L144 255H145V253H146V251H145V253H144V255L143 256H141L142 254L141 253H143V252H139V254H141V255H138V254H136V255H134L135 253H137V252H135L137 249H135V248H139V246H137V247H135V245L136 244H139L138 242H139V238H138V236H137V238L139 239V240H136V243H134L135 241H132L131 239L132 238H134V239H137V238H135V234L133 235V233H132V235L130 234V240H129V242L130 241H132L133 242V246L135 247H133L132 249L133 250H131L130 248V252L128 251V249H127V247H129V245H130V247H132V243H127V238L129 237L128 236V234H127V238H125V240H127V241H125L126 242V244H129V245H126L124 242H123V240H122V238H124L123 236H122V234H120L122 237H120L121 238V240H118V241H121V242H123L125 245H124V248H125V251H128L129 253H130V255H129V253L127 254L122 248V246H123V243L122 244H120L121 242H119L118 244L115 242V241H117L116 240V238H118L119 239V236H117L116 237V235H113V232L115 233V234H117L118 232H117V230H120V232L122 231V229H117L116 231H115V226H113L112 225V227H114L113 228V232L111 231L110 232V235H109V232H107V231H110L109 230V228H108V226L109 225H106V226H104V228H108V229H103V226L102 227H100V229L102 230H97V227H95V225L96 226H99V224L101 223V221L98 223V225H97V222L94 224L93 222L91 223L89 220H90V217H89V219L88 220H86V219H84V218H87V214H86V216L83 214V218H81L78 214L79 213H77V211L76 212H74V208H75V206L77 205H73L74 207L72 208V207H70L68 204H70L71 205V203H74V202H72L71 200V203H70V201H69V203H66V202H61V201H59L60 199L62 200V199H64V198H57V194L55 193H52L53 195H52V197H50L51 195V192H48L49 190H47V189H45V190H47L46 192H48L49 193V196L47 195L45 198H46V200L45 199H43L42 197H41V195H40V197H39V199L37 200V199H35L34 198V201L33 202H39L40 203V198H42V201L44 202H42L43 204L42 205H40L39 203V211L36 213V214H34V218H32V217H29V216H32L31 215V213L33 212V211H31L32 209H30V210H28V208L30 207V206H36L37 205V203H36V205L31 201V200H33L31 197H29V201L28 202H26V201H24V202H26V204L27 203H29L30 201H31V203L30 204H28V205H30L29 207H28V205H26L27 207H25V208H23L24 207V203H23V200H24V197L26 198L27 197V195H31V194H29V193H27V195L25 194V193H23L22 194V192L21 193H14L13 191H10ZM19 188V187H18ZM34 188V189H35ZM40 188H41V186H40ZM42 188V190H44ZM63 188V189H64ZM127 188V187H126ZM157 188V187H156ZM50 189V188H49ZM53 189V188H52ZM62 189V188H61ZM60 189V190H61ZM67 189V188H66ZM66 189H64L63 191L65 192V190ZM68 189H70L71 190V192L69 193L68 192V194H69V196H70V194H73V192L72 191H74L71 187L69 188L68 187ZM87 189V188H86ZM102 190V188L100 189L101 190V192H104V191H106V190ZM13 190V189H12ZM27 190H29V189H27V187H26V191ZM40 190V189H39ZM44 190V191H45ZM69 190V191H70ZM84 189H82L81 191H83ZM91 190V189H90ZM124 190V189H123ZM56 191H59V189L57 190L56 189ZM68 191V190H67ZM66 191V192H67ZM99 191V190H98ZM29 192H31V191H29ZM42 192V191H41ZM53 192V191H52ZM61 192H62V190H61ZM85 192H86V190H85ZM94 192V191H93ZM96 192V191H95ZM108 192V191H107ZM119 192H121V191H119ZM42 193H44V192H42ZM47 193V194H48ZM91 193H92V191H91ZM124 193V192H123ZM136 193V192H135ZM165 192H163V194H164ZM233 193V192H232ZM250 193V192H249ZM20 194V195H19ZM22 194V195H21ZM33 194V193H32ZM46 194V193H45ZM44 194V195H45ZM68 194H64V195H68ZM75 194H76V192H75ZM72 195V196H76V195ZM83 194V193H82ZM101 193H99V195H100ZM105 194V193H104ZM193 194V193H192ZM26 195V196H25ZM34 195H35V193H34ZM38 195V194H37ZM44 195L42 194V196L44 197ZM57 195V196H56ZM84 195V194H83ZM88 195V194H87ZM98 195V194H97ZM103 194H101V196H102ZM116 195V194H115ZM119 195V194H118ZM165 195V194H164ZM167 195H169V194H167ZM54 196H56V198L54 197ZM86 196V195H85ZM105 196V195H104ZM117 196V195H116ZM210 196V195H209ZM172 197V196H171ZM194 197V196H193ZM37 198H38V196H37ZM55 198V199H54ZM72 198V197H71ZM101 199H102V197H100ZM121 198H122V196H121ZM164 198V197H163ZM182 198V197H181ZM214 198V197H213ZM236 198V197H235ZM57 199H59V200H57ZM66 199V198H65ZM64 199V201H66ZM68 199V198H67ZM94 200H96L95 198H93ZM135 199V198H134ZM174 199V198H173ZM25 200H27V199H25ZM40 200V201H39ZM45 200V201H44ZM188 200V199H187ZM90 201V200H89ZM179 201V200H178ZM183 201V200H182ZM227 201V200H226ZM185 202V201H184ZM183 202V203H184ZM104 203V202H103ZM108 203V202H107ZM125 203V202H124ZM123 203V204H124ZM177 203V202H176ZM175 204V203H174ZM173 204V205H174ZM218 204V203H217ZM253 204V203H252ZM153 205V204H152ZM156 205V204H155ZM155 205H153V207L152 208H156V206ZM163 205V204H162ZM176 205V204H175ZM178 205V204H177ZM176 205V207H178V209H180L179 208V206H177ZM183 205V204H182ZM181 205V206H182ZM124 206H125V204H124ZM159 206V205H158ZM31 207V208H32ZM45 207V208H44ZM79 207H80V205H79ZM79 207L77 206L76 208H78L79 209ZM111 207V206H110ZM171 207H172V204H171ZM22 208L24 209L23 211H21L22 210ZM34 208V207H33ZM36 209H37V207H35ZM43 208H44V210H43ZM80 208H82V207H80ZM107 208H108V206H107ZM126 208H128V206L126 207ZM134 208V207H133ZM152 208H151V210H152ZM154 208V209H155ZM163 208V207H162ZM174 208V207H173ZM192 208V207H191ZM27 209V210H26ZM36 209H34V211L36 210ZM101 209V208H100ZM149 209H150V207H149ZM164 209V208H163ZM77 210V209H76ZM82 210H83V208H82ZM81 210V211H82ZM162 210V209H161ZM166 210H168V209H166ZM173 210V209H172ZM201 210V209H200ZM242 210V209H241ZM85 211V210H84ZM83 211V213H86V212H84ZM150 211V210H149ZM153 211V210H152ZM155 211H157V214H162V212L160 211V209L158 210V209H155L154 210V212H152V214H155ZM158 211L160 212V213H158ZM171 211V210H170ZM169 211V212H170ZM179 211H181V209L179 210ZM178 211V212H179ZM183 211V210H182ZM29 212H31L30 213V215L28 214ZM79 212H80V210H79ZM89 212V211H88ZM97 212V211H96ZM151 212V211H150ZM176 211H174L173 213L176 215L177 213H175ZM192 212V211H191ZM34 213V212H33ZM32 213V214H33ZM91 213V212H90ZM163 213H165V211L163 212ZM213 213V212H212ZM244 213V212H243ZM251 213V212H250ZM38 214V215H37ZM151 213H149L148 215H151V217L153 216ZM171 214V213H170ZM169 214V215H170ZM179 214H181V213H179ZM238 214V213H237ZM253 214V213H252ZM29 215V216H28ZM35 215L37 216L36 218H35ZM82 215V214H81ZM90 215V214H89ZM137 215V214H136ZM165 215V214H164ZM174 215V216H175ZM186 215V214H185ZM242 215V214H241ZM247 215H249V214H247ZM132 216V215H131ZM134 216V215H133ZM158 216V215H157ZM156 216V217H157ZM174 216H170V221H171V217H173V220H175V217ZM177 216V215H176ZM201 216V215H200ZM127 217V216H126ZM146 217V216H145ZM150 217V218H151ZM154 217L155 216H153V220H154ZM156 217H155V220H156ZM160 217V216H159ZM162 219L161 218H157V221L156 222H158V221H160V220H158V219H161V222H162V220H164L165 218L164 217H166V219H167V214L165 215V216H163L162 215ZM197 217V216H196ZM242 217V216H241ZM252 217V216H251ZM110 218V217H109ZM114 218V217H113ZM147 218V217H146ZM183 218H186V217H183ZM188 218V217H187ZM186 218V219H187ZM216 218V217H215ZM256 218H258V217H256ZM96 219V218H95ZM95 219H93V220H95ZM140 219V218H139ZM145 219V218H144ZM192 219V218H191ZM250 219V218H249ZM92 220V219H91ZM92 220V221H93ZM172 220V221H173ZM248 220V219H247ZM149 221V220H148ZM165 221V220H164ZM163 221V222H164ZM169 221V220H168ZM168 221H166V222H168ZM171 221V222H172ZM176 221V220H175ZM191 221V220H190ZM193 221V220H192ZM246 221V220H245ZM144 222H145V220H144ZM188 222H189V219H188ZM206 222V221H205ZM210 222V221H209ZM104 223V222H103ZM165 223V222H164ZM175 223V222H174ZM181 223V222H180ZM201 223V222H200ZM204 223V222H203ZM212 223V222H211ZM249 223V222H248ZM251 223V222H250ZM253 223V222H252ZM255 223V222H254ZM104 224H107V223H104ZM103 224V225H104ZM137 224V223H136ZM146 224V223H145ZM193 224H194V222H193ZM101 225H102V223H101ZM100 225V226H101ZM173 225V224H172ZM171 225V226H172ZM188 225V224H187ZM196 225V224H195ZM195 225L193 226V225H190L189 224V226H193L194 227V229H195ZM209 225V224H208ZM214 225V224H213ZM246 225H247V223H246ZM249 225V224H248ZM164 226V225H163ZM176 226V225H175ZM174 226V227H175ZM183 226H184V224H183ZM186 226V225H185ZM189 226H187V228L189 227ZM217 226V225H216ZM219 226V225H218ZM231 226V225H230ZM110 227V226H109ZM180 227H182V226H180ZM203 227H207V226H203ZM210 227V226H209ZM253 227V226H252ZM111 228V227H110ZM122 228V227H121ZM152 228V227H151ZM183 229H184V227H182ZM186 228V227H185ZM208 228V227H207ZM206 228V229H207ZM219 228H221V226H219ZM227 228V227H226ZM248 228V227H247ZM190 229V228H189ZM198 229H200V228H198ZM209 229V228H208ZM212 229H215V228H212ZM218 229V228H217ZM224 229V228H223ZM229 229V228H228ZM250 229H253V228H250ZM178 230V229H177ZM185 230V229H184ZM193 230V229H192ZM196 230V229H195ZM200 230H202V229H200ZM200 230H197V232L199 231L200 232ZM210 230V232H211V229H209ZM208 230V231H209ZM219 230V229H218ZM258 230V229H257ZM181 231V230H180ZM186 231V230H185ZM189 231V230H188ZM191 231V230H190ZM228 231V230H227ZM253 231H255L254 229H253ZM117 232V233H116ZM123 232V231H122ZM121 232V233H122ZM197 232H195V233H197ZM218 232V231H217ZM220 232V231H219ZM242 232V231H241ZM125 233H127V232H125ZM192 233H193V231H192ZM212 233V232H211ZM226 233V232H225ZM157 234V233H156ZM164 234H165V232H164ZM178 234H180V233H178ZM201 234V233H200ZM217 234V233H216ZM238 234V233H237ZM242 234V233H241ZM240 234V235H241ZM123 235H124V233H123ZM137 235V234H136ZM198 235H199V233H198ZM224 235V234H223ZM223 235H220V237H225V236H227V234H225L224 236ZM112 236H114L115 237V239H114V237L111 239L110 237H112ZM131 236H134V237H131ZM181 236V235H180ZM194 236V235H193ZM193 236L191 237V239L190 240H192V238H193ZM202 236V238H203V236H204V234L203 235H201ZM208 236V235H207ZM207 236H205V237H207ZM214 236H215V234H214ZM216 236H219V235H216ZM215 236V238H220V237H216ZM140 237V236H139ZM178 237V236H177ZM211 235L209 236V238L211 239ZM144 238V237H143ZM159 238V237H158ZM171 238V237H170ZM180 238V237H179ZM182 239H184L183 238V236L181 237ZM181 238H180V240H181ZM227 239H228V237H226ZM146 239V238H145ZM188 239V238H187ZM186 239V240H187ZM193 239H195V241H196V238L194 237ZM230 239V238H229ZM170 240V239H169ZM175 240V239H174ZM178 240V239H177ZM179 240V241H180ZM197 240H202V239H200V238H197ZM218 239H216V241H217ZM224 240V239H223ZM117 241V242H118ZM138 241V242H137ZM146 240H144V242H145ZM172 241V240H171ZM185 241V240H184ZM193 241V240H192ZM207 242H208V240H206ZM213 241V240H212ZM212 241H209V242H211L212 243ZM162 242V241H161ZM174 242V241H173ZM201 242V241H200ZM224 242L226 243V240H224ZM255 242V241H254ZM26 243H29V244H26ZM78 243H81L80 245L78 244ZM141 243H142V241H141ZM183 244H184V246H185V243L184 242H182ZM190 243H192V242H190ZM202 243V242H201ZM210 243V244H211ZM225 243H223V245L225 244ZM229 243V241H227V243H226V245L225 246H227V245H229L228 244ZM235 243V242H234ZM237 243V242H236ZM120 244V245H119ZM135 244V245H134ZM145 244H147V242H145ZM144 244V245H145ZM149 244V243H148ZM168 244H169V242H168ZM168 244H167V246H168ZM174 244V243H173ZM188 244V243H187ZM219 244V243H218ZM222 244V243H221ZM220 244V245H221ZM241 244V243H240ZM25 245H29V247H26ZM122 245V246H121ZM140 245H142V244H140ZM156 245V244H155ZM162 245V244H161ZM171 245V244H170ZM180 245V244H179ZM178 245V246H179ZM199 245V244H198ZM233 245V244H232ZM237 245H239V244H237ZM78 246H77V248H78ZM84 246L82 247V248H84ZM146 246V245H145ZM145 246L142 248L141 246V248H142V250L144 251L145 249ZM149 246H151V245H148L147 247L149 248ZM158 246V245H157ZM165 246V245H164ZM173 246V245H172ZM195 246V245H194ZM194 246H193V250H194ZM203 246V245H202ZM210 246H212V247H209V249H211L212 248V250L213 249H215L214 251H215V256H216V258L215 259H217V258H220V256H221V259L223 260V258L225 259V260H227L226 258H229L232 262H230L231 264H252V262H250V261H248V259L249 260H251L252 258L250 257V255H249V257L251 258H248V256L247 255H245V253H242V252H244V251H242L241 252V250H240V252L238 251V248L240 249V247L238 246V248H233V246H231V245H229V247H228V250H227V248L226 249H224V248H220V249H217V247L215 248V246H218V245H210ZM248 246H249V244H248ZM26 247V248H25ZM96 247L94 246V249H96ZM146 247V248H147ZM156 247V246H155ZM174 247V246H173ZM183 247V246H182ZM196 247H198L197 246V244H196ZM196 247H195V249H196ZM220 247V246H219ZM218 247V248H219ZM250 247V246H249ZM252 247V246H251ZM88 248V247H87ZM93 247L91 246V249H92ZM148 248H147V250H148ZM172 248V247H171ZM179 248V247H178ZM186 248H187V246H186ZM190 249L192 248L191 246L189 247ZM200 250H204V248H205V246L204 247H201V248H203V249H201L200 248V245H199V247H198ZM81 249V248H80ZM80 249H79V253H80ZM103 251H102V250ZM158 249V248H157ZM161 249V248H160ZM159 249V250H160ZM164 249V248H163ZM198 249V250H199ZM206 249V248H205ZM208 249V250H209ZM246 249H249V248H246ZM251 249V248H250ZM253 249V248H252ZM251 249V250H252ZM86 250V249H85ZM88 250V249H87ZM86 250V251H87ZM135 250V251H134ZM141 249H139V250H137V251H142ZM149 250H150V248H149ZM150 250V251H151ZM162 250V249H161ZM174 250V249H173ZM172 250V251H173ZM184 250H185V248H184ZM184 250H182V251H184ZM189 249L187 248V252L189 253V252H191L190 250L188 251ZM192 250V249H191ZM197 249H196V251H198ZM132 251L133 252H135L134 254H132ZM157 251V250H156ZM250 250H248V253H250V252H252L253 254H258L257 252L255 253L254 252V250H252V251H250ZM82 252H84V250L82 251ZM82 252L80 253V255L82 254ZM97 252V251H96ZM147 252H149V251H147ZM165 252V251H164ZM169 252V251H168ZM194 252V251H193ZM200 252V251H199ZM202 252V251H201ZM246 252V251H245ZM72 253V252H71ZM79 253H77V254H79ZM86 253V252H85ZM91 253V252H90ZM99 253V252H98ZM104 254H107V253H105V252H103ZM163 253V252H162ZM162 253L161 254H159L158 256H160L161 257V255H162ZM170 253V252H169ZM177 253V252H176ZM188 253H186V254H188ZM197 253V254H196ZM195 253V255H199V253L198 252H196ZM209 253V252H208ZM207 253V254H208ZM147 254H149V253H147ZM147 254H146V256H147ZM168 254V253H167ZM184 254V256H185V252L183 253H181V255H183ZM194 254V253H193ZM201 254H203V253H201ZM201 254H200V256H201ZM205 254H206V250H205ZM206 254V255H207ZM210 254V253H209ZM212 254V253H211ZM210 254V255H211ZM214 254V253H213ZM212 254V255H213ZM225 254V256H226V258H225V256L224 257H222L223 255ZM247 254V253H246ZM251 254V253H250ZM76 255V254H75ZM86 255V254H85ZM114 255V256H113ZM164 255V254H163ZM191 253H189L188 254V258L187 259H185V257H183L185 260H190V261H192V259H189V258H191ZM204 255V254H203ZM211 255V256H212ZM79 256V255H78ZM78 256H76V257H78ZM89 256V255H88ZM105 256V255H104ZM106 256H108V254L106 255ZM109 256H108V258H109ZM140 256H141V258H140ZM149 256H151V254H149ZM148 256V257H149ZM190 256V257H189ZM199 256V257H200ZM214 256V255H213ZM212 256V257H213ZM246 256H247V258H246ZM71 257V256H70ZM69 257V258H70ZM73 261H75L76 259H78V258H76L75 259V256L73 255ZM98 257V256H97ZM163 257H165V256H163ZM163 257H161V258H163ZM168 257V256H167ZM171 257H172V255H171ZM170 257V258H171ZM176 257H180V256H178V254H177V256ZM175 257V258H176ZM194 257V256H193ZM196 257V256H195ZM194 257V258H195ZM198 257V258H199ZM206 257H208L207 259L209 260V261H207V262H209V263H211L212 262V264L213 263H215L214 262V260L212 259L211 260V262H210V259L212 258H210L209 259V255L208 256H206ZM205 256H203V258H206ZM256 257H258V258H260V256H256ZM92 258V257H91ZM94 258V257H93ZM92 258V259H93ZM105 258V257H104ZM108 258H107V260H108ZM111 258H109V259H111ZM169 258V257H168ZM172 258H174V256L172 257ZM174 258V259H175ZM178 258H176V259H178ZM182 258V257H181ZM80 259H82L81 260V262L79 261ZM91 259V260H92ZM114 258H112V260H113ZM173 259V260H174ZM180 259V258H179ZM178 259V260H179ZM197 259V258H196ZM195 259V261L196 262H198L199 260L197 259L196 260ZM200 260H203V259H201V258H199ZM220 259V260H221ZM86 260V259H85ZM85 260H83V258H79L77 261L78 262H80V263H83ZM88 260V259H87ZM102 260H103V258H102ZM147 260V261H146ZM184 260V261H185ZM206 260V259H205ZM224 260V261H225ZM256 260V259H255ZM259 260V259H258ZM76 261V262H77ZM111 261V260H110ZM113 261H115V260H113ZM112 261V262H113ZM161 261H162V259H161ZM164 261V260H163ZM168 261V260H167ZM182 261H183V259H182ZM190 261H187V262H190ZM217 261V260H216ZM223 261V262H224ZM254 261V260H253ZM116 262V261H115ZM113 263V264H118V263ZM160 262V261H159ZM170 262V261H169ZM187 262H185V263H187ZM192 262H194V261H192ZM218 262V261H217ZM220 262V264H222L221 263V261H219ZM255 262V261H254ZM73 263H75V262H73ZM97 263H98V261H97ZM105 263H107V261H105ZM110 264H111V262H109ZM199 263V262H198ZM198 263H196V264H198ZM205 264H206V262H204ZM204 263H202V264H204ZM84 264V263H83ZM93 264V263H92ZM108 264V263H107ZM158 264H163V263H158ZM164 264H165V261H164ZM167 264V263H166ZM180 264H181V261H180ZM184 264V263H183ZM188 264V263H187ZM189 264H191V263H189ZM193 264V263H192ZM200 264H201V262H200ZM217 264V263H216ZM229 264V263H228Z\"/></svg>",
  "mask_w": 264,
  "mask_h": 264
}]
</instances>
